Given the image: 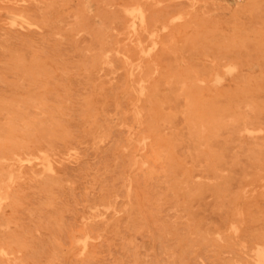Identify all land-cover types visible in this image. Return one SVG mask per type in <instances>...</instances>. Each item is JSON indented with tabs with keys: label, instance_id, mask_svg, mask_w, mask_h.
Wrapping results in <instances>:
<instances>
[{
	"label": "rangeland",
	"instance_id": "1",
	"mask_svg": "<svg viewBox=\"0 0 264 264\" xmlns=\"http://www.w3.org/2000/svg\"><path fill=\"white\" fill-rule=\"evenodd\" d=\"M38 4H39L40 8H39ZM17 6H18V9L20 7H21V9L18 10L16 8ZM32 6H35L36 9L34 10V8ZM0 7H1L0 8V43L4 41L3 42L4 44L1 43V45H0V77H1L0 78V92L2 91L1 93L3 96V98H2L0 95V101H2V99L6 100V98H7L8 100L1 103V104H3V103H7L8 101H10L9 99H11V103L8 102L9 103L8 107L6 106L7 104H4V105L0 104L2 106V108L4 107L2 109L0 106V108L3 110V111L0 110L1 111L0 112V125L2 126L3 124H5V125H3L2 128L0 127V131H2L4 128L8 129L9 125L15 124L14 126L16 128L18 127V130H16V131H18V133L21 134V133H23V130H24V132H26V131L28 132V127L30 128L32 125L33 127H31V128L36 130V131H34V130L32 131V130H30L31 128L29 129V131H30L29 134L34 132L33 133L34 136L31 135V137L32 136L33 137L32 138L30 137L31 139H33V143L37 144V142H40L39 140L42 139L41 140L42 144L39 143L40 145L39 144L35 145V148H37L36 146H38V145L40 146V148H43V149H45L46 147L48 148V147H52L55 145L54 147L58 151V153H56L55 156L53 157V161L55 162V164L52 161V163L54 164V165L52 164L53 167L51 166L52 171L50 169H46V170L42 171V169H43L42 165L38 164L35 169L41 173H37L34 177H30V178L24 177L18 184V187L20 186L19 190H21L22 188L25 187V188L29 189V192L27 189L25 190V188L22 189V191L18 190L17 195L15 197L16 199H14L16 201V203H18L17 204L18 206L14 202L13 205L9 204V205H11V207L10 206L6 207V215L7 216L5 215L6 217L4 219L6 221L0 222V223H5V225L0 224V234L2 233L0 235L1 236L0 238L2 239L4 235L6 236L8 234L6 237L4 236V238H5L4 241L6 242V240H7L8 243L13 241L11 244L9 243L10 245H12L11 249H12V247H14L13 248L14 250H17L18 252H20V253H18L15 251L14 252L15 255H16V253H17V255H20V256L24 254L23 258L27 259L32 264H33L34 260H35V264H59V260H61L60 264H62V263L63 264H240V263L246 264V261L249 262L247 264H260V254L262 252H264V250H263L264 238H262V235H264V187H263L264 186V107H263L264 106V104H263L264 103V91H263L264 90L263 89V87H264V0H11V1L10 0H0ZM8 7L10 8V10H8L9 9ZM11 7L12 8L14 7L13 8L14 12H13ZM30 7H32L33 9H31ZM119 7H121V8H119ZM135 7L139 11H135L136 10V9L134 10ZM137 7H140V8L142 7L141 8L142 10L140 8H137ZM6 8H8V9H6ZM24 8H26V9H24ZM28 8H30V9H28ZM37 8H39L40 10ZM145 8H146V10H145ZM143 9L146 11V13L150 12V14L145 15V13H144L145 11ZM15 10H16V12H15ZM37 10H38V12H36ZM97 10H99V12ZM26 11L29 12L30 14L27 13ZM132 11L134 14L132 13ZM32 13H34V15H36V16H34ZM35 13H39V14H35ZM135 13L137 15H135ZM28 14H29L30 18H27ZM20 15H21V17H20ZM132 16H134V18ZM145 16H148L149 21L148 20L147 21L149 22L150 25L146 24L147 21L145 19L146 18ZM149 16H151V19L149 18ZM116 17H118V18L120 17V19H117ZM31 18H33L32 21H31ZM139 19H141V21H139ZM143 19H145L144 21H146V23H144V25H143ZM152 19L156 20V21L150 23V21H152ZM34 20H37L38 23H36ZM120 20L123 23L119 22ZM133 22H134V26H133ZM26 24L28 25L27 27H26ZM120 24L124 25V27L121 26ZM140 24H141V26L142 25L143 26L139 27ZM105 25H107L106 26L107 28L105 27ZM137 25H138V27H136ZM145 25L148 26L147 27L148 31L145 30V27H146ZM143 27H144V29H143ZM99 28H101V30L103 29L105 31H101V30H99ZM125 29H127L128 31ZM135 29H138V31L136 32ZM245 29H246V31H245ZM140 30H142V31L139 32ZM100 31L102 33L106 32V34H104V33L100 34ZM124 31H126V32H124ZM143 31H144V33H143ZM9 32H10V34H9ZM12 32H13L14 37L12 36ZM7 33H8V35H7ZM119 34H120V36H119ZM101 35H105V37H103ZM106 35L107 36L114 35L115 37L117 35L118 37L115 38L114 36H112L114 38L111 39L110 38L111 36L107 37ZM139 35H140V37H139ZM11 36L13 38H11ZM259 36H260V38H258ZM2 37H4V39ZM5 37L9 38V40ZM100 37H101V39H100ZM1 38H2V40H1ZM119 38L122 41H120ZM5 39H7V40H5ZM103 39H104V42H103L104 44L101 45L100 43L103 41ZM113 39H115L117 42L114 43L115 40L113 41ZM130 39L133 42L130 41ZM136 39H139V40H136ZM100 40H102V41L100 42ZM118 40H119V42H118ZM123 40H126L127 43H129V44L126 45V43H124L125 41H123ZM153 40H154L155 44L157 43L156 45L152 42ZM109 42H110L111 47H114V48L118 44L117 47L119 46V48L123 49L124 50L123 53H126V51L128 52L129 49H130V51H129L130 53L133 51L131 53V55H133L134 53L136 54L138 52V54L140 56L138 54H136L138 56L137 57L134 54L137 58H134L135 57L134 55H133L134 57L131 56L132 59L134 58L133 59L134 62L131 59V61H132L131 66L133 68H137V66H139V65L140 66L146 65L151 70L153 68L154 69L157 68V69H155L157 71H154V69L152 71H149L150 72L149 73V80H148L147 84L151 83L150 85L155 86L156 90H157V87H159V83L162 84V85L160 84L161 88L163 86L166 87L169 85L168 86L169 88L167 87V93L164 92L165 88L164 89L162 88L163 89L162 90L159 87V90H157V92H159L160 90H161V92L162 91L164 92V94H165L164 96H163V93L161 94V96H163L164 98L160 96L161 92L158 94L155 91L156 93L153 97L154 99H151L152 103L148 99H143L139 102V105L142 107V109H144L143 110V112H144V115H143L144 123H143V125H142L143 127H141V129L146 130L147 132H149V131L152 132L154 139L158 138V139H156V142L158 144L157 143L154 144V147L158 152L159 151L162 152L161 149L163 148V153H165L164 152L165 149H166V152L168 153V154L167 153L164 154V155H166V157L168 155V157H167L168 160H167L166 157L162 155L163 153L159 152V154H161V157L163 156V158H162L163 160L161 159V157L158 156L159 158H157V159L160 161H158L157 159H156L157 162L155 159L150 161L151 170H149L145 166H139V165L135 164V162L133 161L135 157H140V156H138L139 152L134 150L135 144H134V141L131 140L130 129H129L130 127L136 126L135 121H134V115L129 109L132 102H138V99H136L137 95L135 93H132L131 95L130 94H125V95L123 94L120 96H116V95H114L113 92L110 93L111 90L109 89L110 92H106L107 90L105 91V93H108L109 96L99 95L98 97L100 99H98V97H97V100H99V101L96 102L95 106L100 107L98 109L99 112L97 110H95V108H93L94 109V111H93V109L91 110V109H87L88 107H83V106H86V105H84V102H86V99L84 100V97L87 98V96L91 95L94 92V89L96 86H99V85H102V83L103 84L105 83L106 85H104V86L107 87L111 83L119 84L120 82L125 83V81H126L125 77H127V75H126L127 73H126L125 68H123V67H125L123 64L124 60L122 58L123 53L122 52L119 53V50L117 51V48L114 49V48L109 47ZM120 42L124 43V44H122V46L124 45L125 47H120V45H121ZM7 43H8V45H7ZM9 43L12 46L9 45ZM141 43L145 46L141 45ZM5 44L7 47H11V49L7 48V47L5 48V46H4ZM96 44H98V45L96 46ZM153 44H154V46L152 47ZM99 45L101 46V48H99L100 47ZM107 45L111 49V51L109 48H107ZM103 46H106V48L105 47L103 48ZM127 46H128V49L125 50V48H127ZM135 46L137 49H138V46H140V47L137 50L136 48H133ZM145 48L147 50L146 55L144 54L146 51V50H144ZM99 49H101V50H99ZM15 50H16V54H13V53H15ZM97 50H99V51H97ZM102 50H104V51L102 52ZM9 51L13 52V53L11 54ZM91 52H93L94 54L92 53L93 54L92 55ZM108 52H109L110 56H108L109 55ZM148 52H150V53H148ZM9 53H10V55H9ZM17 53H20V54H17ZM95 53L97 54V56ZM101 53L103 54V56ZM36 54L37 55L39 54L40 57L37 56ZM42 54H44L45 56ZM98 54L99 55L101 54L100 60H98V58H100ZM111 54L112 55L114 54L115 56L113 55L114 56L113 57V56H111ZM153 54H156L157 57L154 56ZM18 55L20 56V59H19ZM21 55L22 56L24 55V57L27 60L24 58L25 61L22 62L23 58ZM41 55H42V58H41ZM88 55L89 56L92 55V57L93 56L94 57L93 58L90 57L91 58L90 59ZM120 55H121V57L119 58ZM143 55H145V56H143ZM11 56H13V58ZM76 56H77V58H76ZM107 56H108V58H107ZM43 57H45L46 60ZM53 57H54V59H53ZM55 57L58 60L55 59ZM112 57H113V61H111ZM116 57L118 59H115ZM141 57L144 59V62H141V61H143V59ZM144 57L147 59L145 60ZM5 58H7V60ZM10 58H12V60ZM14 58H15V61H18V60H21V61L16 62L17 65H14L15 64V62H13ZM37 58H38V60H37ZM48 58L49 59L51 58V61ZM78 58H80V61ZM83 58H84V60H83ZM88 58L90 60H88ZM121 58H122V60H121ZM34 59H36V60H34ZM65 59L68 62H66ZM8 60H11L12 62L8 63ZM55 60H57L58 66H56L57 62H55ZM63 60H64V63L66 62V64H63ZM82 60L85 62L81 63ZM136 60L138 61L137 63H136ZM5 61L9 64V66L7 63L6 64L4 63ZM38 61H40V62H38ZM70 61H72L74 64H77L78 66L74 65ZM92 61H93V65H94L93 67L96 68L97 70L93 69L92 63H91ZM98 61L101 63V65H100V63H98ZM121 61H123V62H121ZM21 62H22L23 66L20 65ZM33 62H35V63H33ZM76 62H78L79 64ZM31 63L34 64L33 65L34 67L31 65ZM67 63H69V64L72 63V64H70L68 66ZM88 63H91V64H88ZM115 63H116V65H115ZM120 63H122V64H120ZM10 64H12L13 66L10 67ZM25 64H28V66H26ZM83 64H85V65L87 64L86 66L88 67V65H89V67L85 68L84 67L85 65L82 66ZM118 64H119V67L120 66L122 67V69H121V67L120 68L118 67ZM48 65L49 66L51 65L50 66L51 68L47 67ZM72 65H73V67L71 68L70 66H72ZM15 66H19V67H15ZM40 66L41 67L44 66L43 68L47 67L44 70V72L48 73V74L47 73L45 74V76L47 75L46 79L44 78V72H42L43 68H40ZM105 66H106V68H105ZM115 66H117L118 68ZM7 67H10V68L8 69ZM24 67H25V70L27 71V73L24 72L25 71ZM30 67H31V69L29 70L28 68H30ZM65 67H66V69H65ZM69 67L71 69V72H70ZM189 67L192 71L186 70L187 73H185L186 71H184V70L187 68L189 69ZM52 68H53V71L51 70ZM61 68H63L64 70H62ZM166 68H167V72L172 70L171 73L170 72L165 73ZM193 68L196 70H194ZM13 69H16V71ZM18 69L20 70V72L18 71ZM84 69H86V70H84ZM182 69H184V70H182ZM31 70H33V71L39 70L36 73H39V72L40 73L36 74V76H35L33 73H31ZM49 70H50V72H49ZM112 70H114V71H112ZM65 71H67V72L65 73ZM76 71H77V73H76ZM107 71L110 74L108 73V75H107L106 74ZM160 71L164 73V74H162L161 78L159 77L160 75L157 73ZM179 71H181V72H179ZM193 71H194V73H192ZM198 71L201 73L203 72V75L200 73L201 77H200V75L199 76L197 75L199 73ZM207 71H208V73H207ZM15 72H17V73H15ZM116 72L118 74H116ZM161 72H160V74H161ZM173 72L175 73V75L173 74ZM188 72H191L194 77L196 75V77L194 78L195 80L193 82H191L193 79H191L189 81V79L193 76L190 77ZM29 73H30V75H29ZM100 73L101 74L104 73L103 74L104 76L100 77L99 76ZM122 73H124V74H122ZM176 73H178V74H176ZM183 73H184V77L187 78V76H189L188 77L189 79L185 78L184 81H187L185 83H183L184 82L183 81V79H184ZM204 73L206 75L208 74L209 77H206V75ZM220 73H222V74H220ZM166 74H168V75H166ZM169 74L172 76L174 75L175 76L174 79ZM185 74L187 76H185ZM24 75H26L29 79ZM92 75H94L93 77H97V76H99V77H97L98 79L97 78L95 79L92 77ZM163 75L164 76L166 75V77L163 78L164 77ZM118 76H120V78L121 77H123V78L120 79ZM197 76L199 77V79ZM91 77H92V80L90 79ZM170 77L172 78V81H171ZM180 77L182 79L181 81L179 79ZM30 78L31 79L34 78V79H32V81H31ZM53 78H54V81H53ZM81 78H83V79L81 80ZM201 78H203V80H200ZM204 78H207V79L205 80ZM2 79L5 82L1 83ZM35 79H36V82H34ZM42 79H43L42 82L45 83L46 85H44L41 82ZM47 79L51 80V81L49 82V81H47ZM68 79H70V80H68ZM79 79H80V81H82L81 83L84 85H85L86 81L87 82L89 81V82L86 83V85L84 86L80 83ZM88 79H90L91 81ZM100 79L102 81H100ZM11 80L14 82H11ZM55 80H57V82ZM83 80H84V82H83ZM118 80H119V82H118ZM169 80L171 83L169 82ZM71 81H72V83H71ZM93 81H94V83H92ZM149 81H152V82L149 83ZM54 82H56V83H54ZM156 82L158 83V86L156 85L157 84ZM179 82L183 83L181 86L183 89H181V88L178 89V87H176V86L180 87L181 83H179ZM238 82H240V83H238ZM251 82H252V85H251ZM254 82H256L257 84ZM38 83H40L41 85L43 84V85L42 86L40 84L38 85ZM61 83H63V84H61ZM90 83H92V84H90ZM195 83L196 84L200 83L197 85L201 89L200 91L197 90L198 89L197 86L195 87V85H196ZM249 83H250V85H248ZM259 83H260V86H259ZM76 84L79 85L80 87L77 86ZM97 84H99V85H97ZM164 84H166V85H164ZM242 84H243V88H245V89L241 88ZM261 84L263 87H261ZM1 85H3V86L1 87ZM15 85L19 86V88ZM73 85L74 86L76 85V86L73 87ZM190 85H191V87H190ZM192 85L194 88L192 87ZM257 85L259 86V88L257 87ZM24 86H25V88H24ZM61 86H62V88H61ZM188 86H189V89L192 88V89H190L192 91L187 89ZM224 86L226 88V90H225L226 92L224 91V89H225V88H223ZM250 86H252V87H250ZM6 87L8 89L9 88L10 89L4 90L3 88H6ZM201 87H203V88H201ZM1 88H2V90H1ZM11 88L15 89L14 91L16 92V94ZM76 88L77 89L79 88L78 89L79 94L77 93ZM240 88H241V90H243V91H240V93L242 92L241 94L239 93ZM256 88H258L260 91L262 90L263 93H261L262 91L261 92L257 91L258 89H256ZM16 89H18V92L16 91ZM25 89H27L29 91H27V90L25 91ZM35 89H37V90H35ZM81 89L83 90V93H82ZM84 89H86V90H84ZM168 89H170V90H168ZM6 90H7V92H5ZM176 90H178V91H176ZM185 90H187V91L184 93L183 91H185ZM212 90L214 92H211ZM232 90L234 93L231 92ZM237 90H238L239 94L237 93ZM244 90L247 92V94ZM255 90H256V93H255ZM11 91H13V93H11ZM197 91L199 93H201V96L199 95V93ZM217 91L219 93H222V95L224 94L223 96L228 95L227 98L226 97L221 98V94L218 95L219 93H216ZM227 91H229V92H227ZM72 92H74V93H72ZM210 92L212 94V97H214L213 93H215L214 98L211 97ZM18 93H19V95H17ZM42 93H44V94H42ZM56 93L58 96L56 95ZM186 93H188V94H186ZM228 93L230 94V98H228L229 97ZM236 93L239 95V97H237ZM258 93H259V95H258ZM32 94H34V96H32ZM36 94H37V96H36ZM39 94H40V97H39ZM49 94H51L53 96H50ZM74 94H75V96H74ZM82 94H83V96L86 94V96L83 97ZM234 94L236 95V97ZM112 95L115 98L112 97ZM189 95H191L193 98L190 96L191 98L189 99ZM194 95H195V97H194ZM208 95H210V96L208 97ZM18 96L24 100L21 101L19 98L20 102L17 101ZM27 96H29L28 98H30V96H32V98L34 97L33 98L34 102L37 101L36 97H38L39 98L38 101L41 102L40 104L38 102V104L40 106H38L37 102L35 104L33 102V99H31V98L28 99ZM73 96L76 100L73 98ZM76 96H77V98H76ZM216 96L218 98H221V100L223 99L222 103L225 102L227 104V103H230L232 101V104L230 103L231 105L230 104L225 105V103L222 104L221 100L219 99V101H218V102H220L219 105H221V104H222L221 106L224 105L222 108H225L227 106V109H225L226 111L222 112L221 106H219L218 107L219 109H217V106H218L217 103L218 102L216 103V101L218 99L215 100ZM242 96L245 97V99H243L244 101H242V98H244ZM253 96H254V98H253ZM255 96H256L257 100L259 98L258 101L255 99ZM262 96H263V100L261 99ZM50 97H53V98H50ZM105 97H107L108 99H106ZM210 97L212 98V101L209 100L210 101L209 102L208 99ZM234 97L237 100H234L235 99ZM186 98L188 100V103L190 102L189 104H187ZM194 98H195V100H193ZM232 98H234V99L230 100ZM238 98L239 99L241 98V100H239ZM12 99H13V101H12ZM70 99L72 101L75 100L76 103H74L75 101L70 102L71 101ZM80 99H81V101H80ZM110 99H111V101H109ZM201 99L202 100L204 99V100L201 101ZM227 99L230 102H226V101H228ZM250 99L252 101L254 100L255 103L251 102ZM28 100H29V103H28ZM116 100L119 101V103H117ZM162 100L163 101L165 100V102L164 103L160 102ZM77 101H78L79 105H81V103H83L82 104L83 106L76 105ZM124 101H126V102H124ZM157 101H159V102H157ZM195 101H198L199 102L198 105L199 104L202 105L201 107H203V108L207 106L206 104H209V103L211 105L214 104L213 105L214 110L212 113L214 115L215 114H217V115L215 116V118H214V115H212L213 118L215 119V123L213 125V128H211L212 130L209 129L208 126L204 127L201 120L196 121L199 119L194 118L193 117L194 113L189 112V111H193V109L195 107V104H194ZM207 101H208V103H207ZM235 101L236 102L238 101L237 104L240 103L237 105L238 107L234 106V105H236ZM248 101H249V103H248ZM42 102H44L45 104ZM106 102H108V103L106 104ZM15 103H16V105H15ZM71 103L74 104V107L76 106L75 109L72 108L73 105L71 106ZM154 103L156 105L159 103L157 105L158 107ZM251 103H252V105H250ZM17 104H19V105H17ZM32 104H33V107H32ZM150 104H152V105H150ZM190 104H192V105H190ZM203 104L206 106H204ZM14 105H15V108L13 107ZM41 105H43V106L41 107ZM102 105L105 106L106 108L103 107ZM119 105H120V107H119ZM147 105H149V107L150 106L151 107L153 106V107L148 109ZM188 105H190V106H188ZM258 105H259V108H261V109L258 108ZM22 106H24V107H22ZM109 106H110V108H109ZM10 107H11V109L9 110V112L11 111L10 112L11 115L9 114L8 111H5V110H8V108H10ZM39 107H41L42 109H39ZM70 107H71V109H70ZM256 107H257V109L254 110ZM16 108H18L20 111ZM20 108H23V109H20ZM43 108H46V109L43 110ZM47 108H49V109H47ZM103 108H104V111H106V110L107 111L104 112ZM228 108L229 109L233 108V109L228 110ZM13 109L15 110V112H16V110H18L19 112H16L13 114V112H14ZM26 109H27V111H26ZM156 109H158L157 112H156ZM189 109H191V110H189ZM28 110L30 111V114H28V116H26V114L29 113ZM58 110L61 112H59ZM71 110L72 111L74 110L75 113L77 112L76 114H78V115H75L74 111L72 113ZM218 110L220 112H222L223 115L225 113L229 114L228 111H231L232 117H234V118L231 119V114L230 115L225 114V116L223 117L222 114L218 113L219 112ZM253 110L257 111V112L255 113ZM24 111H26L27 113L25 112L26 113L25 114ZM42 111H43V113H42ZM80 111H82L81 114H80ZM86 111H88L89 113H86ZM214 111H216V113H214ZM233 111H235V113ZM239 111L242 112V114ZM20 112H23L25 117L23 115H20L19 114ZM39 112H40V114H39ZM102 112H103V114H102ZM110 112L112 113L111 114L112 116H109ZM146 112H147V114H146ZM160 112L163 114L161 115ZM47 113H49L50 115H47ZM90 113H93V114L90 115ZM99 113H101L102 116ZM236 113H237V116H236ZM8 114L10 116L13 115L14 118H13V116L10 118L8 116ZM85 114L87 116H85ZM88 114H89V116H92V115H94V116H92V118H89ZM97 114L101 117H99ZM114 114H116V115H114ZM122 114H123V116L121 117ZM157 114L159 116H157ZM191 114H192V116H191ZM210 114H209V116H210ZM33 115H34V117L38 115L36 118H41V119L40 120L36 119V118L32 117ZM45 115H47L46 117L51 116L53 118H51V117L46 118ZM56 115H58V116H56ZM69 115H72V116H69ZM73 115H75V116H73ZM81 115H82V117H81ZM119 115H120V118H119ZM218 115L220 118L218 117ZM19 116H22L24 119L22 117H20V119H19ZM96 116H98V118ZM212 116H211V118H212ZM16 117L18 118L17 119L18 121L16 120ZM30 117H31L30 120H32V118H33V120H32L33 122L30 120L26 121ZM151 117H152V119H151ZM221 117H223V118H221ZM239 117L242 119L240 120ZM21 118H22V120H21ZM75 118H77L78 120ZM84 118H85V122H84ZM213 118H212V120H213ZM235 118H237L240 121L236 120ZM246 118H248V119H246ZM34 119H35V121H34ZM43 119H45V120L43 121ZM50 119H52V121ZM62 119H63V122H62ZM111 119L114 121L111 122ZM193 119L195 122L193 121ZM219 119L220 120L222 119V121H223L222 125H221L222 121H221V123L218 122ZM11 120H13L14 123ZM41 120H42V122H39ZM48 120H49V122H48ZM117 120L118 121L121 120V121L118 122ZM123 120L125 122H123ZM246 120H248V121L246 122ZM53 121L56 123H54ZM235 121H237V122H235ZM28 122H31V125ZM45 122H46V126H48V124L51 123L50 126H48V127H50V130H48V131L51 132L53 130L52 133L56 134V137H51V136H48L45 134H44L45 136H43L42 131H41L42 134L40 133V130H42L41 127H43V125H45ZM47 122H48V124H47ZM66 122L68 123L69 126L71 125L70 127H73L75 125L76 128H75V126L73 128H70ZM82 122H84L85 125ZM86 122H89V123H86ZM243 122H244V124H243ZM9 123H11V124H9ZM17 123H19L18 125H20V123H23L22 125H20L22 127V129H23V125L26 124L25 125L26 127L25 126L24 127L27 129H23L21 131V129H19L20 126H17ZM70 123H72V124H70ZM217 123H219L221 126ZM247 123L250 125H248ZM6 124H8V125H6ZM37 124H39L38 126H40V124H41L39 130H38L39 127L37 126ZM90 124H93V125L90 126ZM151 124H152V126H151ZM51 125H53V127ZM99 125H100L101 129H103L102 134L99 136H95L93 134V132L95 131L94 128L96 126H99ZM129 125H131V126H129ZM153 125H154V127H153ZM245 125L248 128L245 127ZM46 126H44V127L47 129L48 127H46ZM65 126H67L68 130L66 129ZM80 126L81 127L83 126L84 130H82V128ZM56 127H57V129H56ZM91 127L94 130H92ZM242 127H244L245 129H249V131L248 130L244 131L245 129H242ZM45 128H43V129H45ZM52 128H54V129H52ZM89 128H90V130H86ZM158 128L160 130H158ZM197 128L199 129V131ZM252 128L254 130H252ZM55 129L57 132L55 131ZM62 129L63 130L65 129V132ZM128 129H129V131H128ZM59 130H61V131H59ZM66 130H67L68 135H66L67 134ZM78 130H80V131H78ZM124 130H126V132ZM215 130L217 133L215 132ZM62 131L64 132V134L62 133ZM84 131H85V135H83ZM78 132H80L81 134ZM207 132H209V134H211L212 136L211 135L207 136ZM87 133H89V134H87ZM3 134H5V133H3ZM36 134H37V136L39 134V136L41 138L40 139H38L39 137L36 138V136H35ZM58 134H60L61 140L59 139L60 136ZM71 134H74V136ZM76 134H77V136H75ZM0 135L2 136V138L4 137L2 139L0 136V143H1V142L5 141L6 134L5 135L0 134ZM57 135H58V137H57ZM64 135L67 136V138L69 136V138L67 139ZM119 135H120V137H119ZM21 136L23 137V135H21ZM62 136H64V137L62 138ZM159 136H160V138H159ZM164 136L169 137V139H171L170 140L171 142L169 141V139L167 137L166 138L168 140L163 139ZM199 136L201 139L199 138ZM44 137H45V139H44ZM47 137H49V139ZM81 137H83V138H81ZM97 137H99L98 138L99 140L96 139ZM209 137H211V139H209ZM52 138H53V140H56L58 142L53 141ZM64 138H66V140ZM92 138H93V141L91 140ZM118 138H119V140H118ZM197 138L200 140H198ZM43 139L45 142L47 141L48 143L47 142L45 143L43 141ZM72 139H74V141ZM79 140H81V141L79 142ZM101 140H103V141L101 143H98ZM158 140H161V141H159L161 143H159ZM162 140H164V141L162 142ZM202 140H205V141L203 142ZM68 141H69V143L72 142V143H70V146H69V143H67ZM76 141H78V142H76ZM95 141H96V143H95ZM109 141L110 142L112 141L111 144H109ZM61 142L64 144V146H63V144H61ZM118 142H119V144H117ZM131 142H133V144H129ZM166 143L169 144V146ZM170 143H173V144H170ZM71 144L73 145V147ZM46 145H48V146H46ZM58 145L60 147H65V149L58 148ZM118 145L120 147H118ZM166 145L168 148L167 147L165 148ZM43 146H45V148ZM75 146H77V147H75ZM93 146H95V147H93ZM128 146H129V150L132 147V150H131L132 152L125 151V150H128L127 149ZM81 147H82V150L80 149ZM125 147H127V148H125ZM87 148H88V150H87ZM78 151H79V153H78ZM80 152H81V154H82V152H84V153L82 155H79ZM170 152H171V154H170ZM59 153H60V155H58ZM65 155H67V157ZM73 155L75 156V159H74ZM78 155L81 158H79ZM56 156H58L59 158L57 157L58 158L57 159ZM116 156H119V158H117ZM131 156L133 158H131V161H129ZM141 156H142V154H141ZM64 157H66L67 159H64ZM72 158H73V160H72ZM143 158H144V156H143ZM55 159H57L58 161ZM59 159H61V161H59ZM82 160H84V161H82ZM114 160L117 162V163L115 162L116 164H114ZM67 161H69V162H67ZM107 162H108V164H107ZM132 162H133V164H132ZM104 163H106V165ZM103 164L105 167L100 168L101 166H103ZM115 165H116V167H115ZM133 165L134 166L136 165V166L133 167ZM60 166H61V168L63 166V169L65 172L60 168ZM108 167H110V168H108ZM113 167H115V168H113ZM130 167H132V168L130 169ZM54 168H58V169H55L56 170L55 171ZM104 168L106 171L104 170ZM111 168H112L113 172H115V173L112 172ZM126 168H127V170H126ZM144 168H146V170ZM152 168L155 169V171ZM100 169L101 170L103 169L104 171L103 170L101 171ZM141 169H143V170H141ZM57 170H59L58 174L60 173L59 175H61V176H59V175L56 176ZM120 171H122V172H120ZM135 171H137V173L134 174ZM141 171H142V173H141ZM45 172H47L48 175L52 174L51 176H49L50 178L47 175V179H46V180H48L47 184H46V180H45V176H46ZM68 172H70L69 174L71 177H69ZM97 172L98 173L100 172V174H98ZM116 173H117L116 177L115 176L113 177V174L115 175ZM118 173H120L121 175L120 174L118 175ZM140 173H141V175H140ZM144 173H147V174H144ZM62 174H64V175H62ZM122 174H124V175H122ZM149 174H150V176H149ZM151 174H152V177H151ZM153 174L155 175V177ZM65 175L67 176V178ZM125 175L127 177H125ZM132 175H133V177H132ZM63 176H65V177H63ZM93 176L96 177L98 183L96 182L95 177H93ZM102 176H103L104 180H103ZM117 176H119V179L117 178ZM120 176H122V178ZM68 177L73 180V182L71 180V184L69 182L70 179ZM105 177H106V179H105ZM100 178H102L101 180H103L102 181L103 183L101 182V180H100V182L98 181ZM31 179L34 180V182H32ZM49 179L50 180L52 179L54 182H50ZM60 179H62V180L64 179V180L62 181ZM93 179L95 180V182L93 181ZM148 179H150V180H148ZM43 180H45V185H47V187L43 184L44 183ZM105 180H107V182ZM122 180H124V182ZM29 181H31L32 183ZM111 181H113V182H111ZM134 181H136V182H134ZM130 182H131V185H130ZM89 183H91V184H89ZM117 183L119 185H117ZM39 184H42V185H39ZM53 184H54V186H53L54 189L52 188ZM50 185H51V187H50ZM114 185H117V186L115 187ZM35 186H37L38 188ZM69 186H73L72 188L73 189L75 188V190L73 191V189ZM108 186H110L109 187L110 189H108ZM111 186L115 189H112ZM42 187H43V190H42ZM104 187H107V188H104ZM126 188H127V190H126ZM129 188H134V189H133V191H131V189H129ZM47 189H49L50 192H49V190L47 191ZM71 189L74 193L73 192L70 193ZM111 189L113 191H111ZM23 190H24V192H23ZM147 190H149V191H147ZM45 191H47V192H45ZM53 191H55V193ZM135 191H137V192L133 193ZM20 192L23 193L24 195H22ZM41 192H42V195H41ZM48 192H49V194H48ZM59 192L61 193V195ZM123 192H124V194H123ZM147 192H148V194H147ZM56 193H59V197H58V194H56ZM26 194H27V196H26ZM50 194L52 196H49V198H48L47 196ZM73 194H75L76 197H75V195L73 196ZM105 194L106 195L108 194V195L106 196ZM18 195H20V197ZM69 195L70 196L72 195L71 196L72 198ZM136 195H137V197H136ZM33 196H34V198H33ZM101 196L103 197L102 202L100 201L101 199H99V198H101ZM130 196L132 198H130ZM147 196L149 197L148 199H147ZM133 197L135 198V200ZM44 198L47 200H44ZM112 198H115V199H112ZM123 198L126 200V202ZM164 198L167 200H165ZM63 199L64 200L67 199V202L65 201L66 203H64ZM109 199L111 202L109 201ZM136 199H138V201L140 200L139 201L140 204L137 202ZM142 199H143V201H142ZM19 200H21L22 202ZM41 200H44V201L42 202ZM60 200H62V201H60ZM98 200L100 201L99 202L100 204H98ZM116 200H118V201L116 202ZM122 201H123V203H122ZM129 201L133 202L134 204H136V203L137 204L134 205L133 203H131ZM60 202L61 203L63 202L62 205L64 204L63 206L66 205V207H63V206L61 207ZM42 203L45 206L47 205L46 206L47 208H45V206L42 205ZM56 203H58L59 206H58V204L56 205ZM69 203H70V205H69ZM92 203H93V205H92ZM121 203L123 206H121ZM128 203H130L129 206L131 207V209L128 206ZM19 204H21V205H19ZM35 204H38V205H35ZM96 204H98V205H96ZM102 204H104V205H102ZM40 205L44 206V207H40ZM55 205H56V207H55ZM91 205L93 206V208L91 207ZM14 206L16 208L17 207L18 208L16 209ZM21 206H23V207H21ZM67 206H68V208H67ZM70 206H74V207H70ZM113 206H115V207H113ZM133 206L135 208L137 206L138 209L136 208V210H135V208H133ZM30 207L33 210V212L36 211L33 213V215H32V210H30ZM98 207H100V208L98 209ZM127 207H128V209H126ZM51 208L53 209L52 210L53 213H51L52 212ZM72 208H75V211H72ZM96 208H97V210H99V212H97ZM118 208L120 211L118 210ZM140 208H142V210H140ZM15 209H16V211H15ZM39 209L43 210V211L47 210V212H49V213L43 212V215H41L42 212L40 213ZM101 209H103L104 212ZM242 209L244 210L245 214L243 211L241 213L240 210H242ZM19 210H21V211H19ZM26 210H28V211L30 210L29 211L30 213ZM77 210L80 212V214ZM126 210L128 212L133 210L134 214H133V212L128 213ZM10 211H13V212L11 213ZM55 211H57V212H55ZM61 211H62V214L59 213ZM66 211H68V212H66ZM142 211H143V213H142ZM144 211H148V212L144 213ZM81 212H82V214H81ZM118 212H120V213H118ZM9 213L13 214V216L11 215L12 216L11 217L10 215H8ZM17 213L20 215L18 216ZM21 213H22V215H21ZM39 213H40V216H38ZM57 213H59L60 215ZM84 213H87L88 217ZM96 213L97 214L100 213L101 215L99 214L96 217ZM109 213H111V214H109ZM251 213L253 214V222H251L252 216H249V214L252 215ZM14 214L16 215L15 219H14V216H15ZM90 214H91V218H90ZM136 214H137V216H136ZM246 214L248 216H246ZM44 215H45V217H44ZM56 215H58L60 218ZM62 215H64L65 218H62L61 217ZM76 215H78V216H76ZM255 215H257L256 218H255ZM23 216H24V218H23ZM25 216H26V220H25ZM94 216H95V218H94ZM116 216L118 217V219ZM236 216L238 218H236ZM28 217L33 221V223L36 221L35 224H33V223H31L32 221L29 219L30 225L33 224L35 226L29 225L30 227H28V224H27V223H29ZM32 217H34V218H32ZM35 217H37V218H35ZM52 217H54V218H52ZM57 217L59 218V222L61 221L60 223L58 222ZM105 217H108V218H105ZM16 218H18V219H16ZM104 218L106 219V221H104L105 220ZM247 218H250V219H247ZM96 219H98V220H96ZM113 219L115 220V222ZM235 219H237V220H235ZM244 219H245V224L246 223L248 224V221L250 220V222L248 224L249 226L244 225ZM7 220L10 222L12 221V222L10 223ZM75 220H76V222H75ZM85 220L86 221H92V222L98 221V223L94 222L95 228L98 230L97 232L95 230L96 238H95L94 242L92 243L90 249L83 254L75 252V251L72 253H67L66 250L69 249L70 245H71L70 244V242H71L70 237H72V234L74 233V231L80 227L82 221H85ZM118 220H119V222H118ZM24 221L25 222L27 221L26 222L27 227H25L26 224ZM43 221L45 223H43ZM47 221L51 222V223H48ZM99 221H100V223H99ZM110 221H111V223H110ZM6 222H7V224H9V226L7 225V227H6ZM14 222L19 224V226L17 224H13ZM58 223L62 229L59 228L57 225L53 226V225L58 224ZM76 223H78V224H76ZM120 223H121V225H120ZM36 224H40V227H38V225H36ZM49 224H52V225H49ZM250 224H252L251 227H250ZM47 225H49V227H50L49 229H48V227L46 229L45 226H47ZM104 225L106 226V228L104 227ZM242 225H244V226L242 227ZM42 226H44V227H42ZM74 226H75V228H74ZM112 226L113 227L117 226L116 228L114 227V231H113ZM21 227L23 229L27 228L28 233H26L27 232L26 230L21 229ZM32 227H33V229H32ZM232 227L234 228V230L232 229ZM245 227H246V229H245ZM2 228H4L3 231H1ZM7 228H9V229H7ZM18 228H20L19 231H18ZM51 228H53L54 231ZM237 228H238V230L236 232ZM5 229H6V231L4 232ZM28 229L29 230L31 229V231H29ZM72 229H73V231H72ZM22 230L25 232H23ZM32 230H33V232H32ZM36 230H38L39 232ZM50 230H52L53 232H51ZM241 230H243V231L241 232ZM244 230H246V231H244ZM250 230L253 233H251ZM10 231L12 232V234ZM20 231L23 233H21ZM41 231L44 232L45 234L46 233L47 234L45 235L44 233H41ZM116 231H117V233H115ZM34 232H36V233H34ZM13 233L16 236H14ZM16 233L21 234V235L17 236ZM48 233H50L49 234L50 238L48 237ZM52 233H55V234L53 235ZM9 234H11V235H9ZM30 234H32L34 236H32ZM252 234H253V237L251 236ZM245 235H246V237H245ZM19 236L20 237L22 236L21 239H19ZM46 236H47V238H46ZM10 237H13V238H11V240H10ZM14 237H16L19 240H17ZM23 237L26 238L25 241L27 240V243H25V241L23 240L24 239ZM38 237H39V239H38ZM31 238H32V241L30 243ZM258 238H260V239L262 238V239L258 240ZM36 239H38V241H36ZM41 239H42V241H39ZM43 239H44V241H48V242L45 243L43 241ZM20 240H23L24 242H21L18 244V242ZM57 240H59L58 241L59 243L61 242L62 246L59 245ZM227 240H228V242H227ZM252 241H254L255 243ZM14 242H15V244L17 242L18 245L16 244L17 245L16 246L14 244ZM40 242L41 243L44 242V243H42L43 245H41ZM52 242H53V244H52ZM28 243H30V244L27 245ZM66 244L68 245V247ZM21 245L23 247H21ZM40 245L42 248L40 247ZM257 245L259 247L260 246H262V247L259 249V247ZM92 246L93 247L95 246L96 248H93ZM26 247H27V249H26ZM30 247L32 250H30ZM36 247L38 250H36ZM247 247H250L249 248L250 250ZM33 248L37 252L33 251ZM45 248H46V250H42ZM13 249H12V252L14 251ZM257 249H259V250H257ZM245 250H247L248 252ZM38 251H39V255H41L42 257H45L47 260L44 261L45 258H42L38 254L36 255L35 253H38ZM59 251H60V253H59ZM256 251H257V253H256ZM48 252H50V253H48ZM56 252H57V254H56ZM89 252L90 253L92 252V253L90 254ZM248 253H250V254L253 253V254L251 256ZM60 254H61V256L63 255L62 258L60 257ZM93 254H94V256H93ZM15 255L13 256V258L15 257ZM57 256H59L60 258H58ZM91 256H92V258H91ZM64 258L66 260H64ZM74 258L77 260H75ZM240 259H242V260L239 261ZM40 260H42V262ZM244 260H245V262H244ZM3 261H4L3 263L6 264V262H5L6 260L3 259ZM82 261H83V263H82ZM0 263L2 264V261H0Z\"/></svg>",
	"mask_w": 264,
	"mask_h": 264
},
{
	"label": "bare ground",
	"instance_id": "2",
	"mask_svg": "<svg viewBox=\"0 0 264 264\" xmlns=\"http://www.w3.org/2000/svg\"><path fill=\"white\" fill-rule=\"evenodd\" d=\"M10 1H11V0H10ZM32 2H33V1H32ZM41 2H42V1H41ZM45 2H46V1H45ZM78 2H79V1H78ZM54 3H55V2H54ZM57 4H58V3H57ZM59 4H60V3H59ZM126 4H127V3H126ZM138 4H139V3H138ZM122 5H123V4H122ZM130 5H131V4H130ZM133 5H134V4H133ZM135 5H136V4H135ZM253 5H254V4H253ZM38 6H39V4H38ZM32 7L34 8V10L36 9L35 6H32ZM32 7H30V8L33 9ZM36 7H37V6H36ZM54 7H55V6H54ZM0 8H1V7H0ZM8 8H9V7H8ZM8 8H6V9H8ZM11 8H12V7H11ZM13 8H14V7H13ZM13 8H12V10H13V12H14V9H13ZM16 8L18 9V6H17ZM30 8H28V9H30ZM39 8H40V6H39ZM39 8H37V9H39ZM42 8H43V7H42ZM119 8H121V7H119ZM124 8H125V7H124ZM137 8H140V7H137ZM141 8H142V7H141ZM141 8H140V9H141ZM19 9H21V7H20ZM19 9H18V10H19ZM24 9H26V8H24ZM24 9H23V10H24ZM122 9H123V8H122ZM125 9H126V8H125ZM135 9H136V7L134 8V10H135ZM8 10H10V8H9ZM39 10H40V9H39ZM41 10H42V9H41ZM141 10H142V9H141ZM143 10H144V9H143ZM145 10H146V8H145ZM145 10H144V11H145ZM24 11H25V10H24ZM97 11L99 12V10H97ZM135 11H139V10L136 9ZM15 12H16V10H15ZM17 12H18V11H17ZM26 12H27V11H26ZM26 12H25V13H26ZM32 12H33V11H32ZM36 12H38V10H37ZM127 12H128V11H127ZM141 12H142V11H141ZM141 12H140V13H141ZM148 12H149V11H148ZM27 13H29V12H27ZM27 13H26V14H27ZM132 13H133V11H132ZM144 13H145V15H146V14H147V15L150 14V12H149V13H146V11H145ZM154 13H155V12H154ZM223 13H224V12H223ZM29 14H30V13H29ZM29 14H28V17H27V18H30V17H29ZM32 14L34 15V13H32ZM35 14H39V13H35ZM85 14H86V13H85ZM133 14H134V13H133ZM131 15H132V14H131ZM135 15H137V14L135 13ZM34 16H36V15H34ZM84 16H85V15H84ZM160 16H161V15H160ZM20 17H21V15H20ZM32 17H33V16H32ZM103 17H104V16H103ZM132 17L134 18V16H132ZM135 17H136V16H135ZM140 17H141V16H140ZM140 17H139V18H140ZM145 17H146V18H145L146 21H147V20L149 21L148 16H145ZM34 18H35V17H34ZM116 18H117V19H120V17H119V18L116 17ZM116 18H115V19H116ZM133 18H132V19H133ZM149 18L151 19V16H149ZM160 18H161V17H160ZM171 18H172V17H171ZM84 19H85V18H84ZM141 19H142V18H141ZM141 19H139V21H141ZM145 19H143V25H144V23H146V21H144ZM154 19H155V18H154ZM194 19H195V18H194ZM32 20H33V18H31V21H32ZM160 20H161V19H160ZM201 20H202V19H201ZM34 21H35L36 23H38L37 20H34ZM48 21H49V20H48ZM50 21H51V20H50ZM108 21H109V20H108ZM123 21H124V20H123ZM148 21H147L146 24H149ZM154 21H156V20H153V19H152V21H150V23H152V22H154ZM158 21H159V20H158ZM161 21H162V20H161ZM20 22H21V21H20ZM119 22H122V21L120 20ZM130 22H131V21H130ZM162 22H163V21H162ZM172 22H173V21H172ZM221 22H222V21H221ZM225 22H226V21H225ZM52 23H53V22H52ZM85 23H86V22H85ZM122 23H123V22H122ZM18 24H19V23H18ZM22 24H23V23H22ZM24 24H25V23H24ZM48 24H49V23H48ZM128 24H129V23H128ZM153 24H154V23H153ZM100 25H101V24H100ZM100 25H99V26H100ZM120 25L124 27V25H122V24H120ZM143 25H142V26H143ZM149 25H150V24H149ZM165 25H166V24H165ZM23 26H24V25H23ZM27 26H28V25L26 24V27H27ZM77 26H78V25H77ZM99 26H98V27H99ZM101 26H102V25H101ZM106 26H107V25H105V27H106ZM131 26H132V25H131ZM133 26H134V22H133ZM142 26H141V24H140L139 27H142ZM145 26H146V27H145V30L148 31V28H147L148 26H147V25H145ZM154 26H155V25H154ZM24 27H25V26H24ZM50 27H51V26H50ZM54 27H55V26H54ZM89 27H90V26H89ZM136 27H138V25H137ZM150 27H151V26H150ZM152 27H153V26H152ZM165 27H166V26H165ZM14 28H15V27H14ZM31 28H32V27H31ZM106 28H107V27H106ZM129 28H130V27H129ZM132 28H133V27H132ZM134 28H135V27H134ZM146 28H147V29H146ZM127 29H128V28H127ZM127 29H125V30H127ZM143 29H144V27H143ZM143 29H142V30H143ZM149 29H150V28H149ZM20 30H21V29H20ZM97 30H98V29H97ZM99 30H101V28H99ZM135 30H136V32L138 31V29H135ZM142 30H140L139 32H141ZM145 30H144V31H145ZM152 30H153V29H152ZM61 31H62V30H61ZM101 31H105V30L102 29ZM101 31H100V34H103V33L106 34V32H103V33H102ZM127 31H128V30H127ZM144 31H143V33H144ZM233 31H234V30H233ZM245 31H246V29H245ZM94 32H95V31H94ZM114 32H115V31H114ZM124 32H126V31H124ZM14 33H15V32H14ZM80 33H81V32H80ZM122 33H123V32H122ZM122 33H121V34H122ZM225 33H226V32H225ZM9 34H10V32H9ZM145 34H146V33H145ZM7 35H8V33H7ZM146 35H147V34H146ZM146 35H145V36H146ZM235 35H236V34H235ZM255 35H256V34H255ZM9 36H10V35H9ZM12 36H13V32H12ZM12 36H11V38L14 37V36H13V37H12ZM20 36H21V35H20ZM101 36L105 37V35H101ZM106 36H107V35H106ZM110 36H111V35H110ZM110 36H107V37H110ZM112 36H114V35H112ZM112 36L110 37L111 39L115 37V36H114V37H112ZM119 36H120V34H119ZM142 36H143V35H142ZM7 37H8V36H7ZM7 37H5V38H7ZM93 37H94V36H93ZM103 37H102V38H103ZM117 37H118V36L116 35L115 38H117ZM139 37H140V35H139ZM2 38L4 39V37H2ZM2 38H1V40H2ZM151 38H152V37H151ZM258 38H260V36H259ZM7 39L9 40V38H7ZM7 39H5V40H7ZM100 39H101V37H100ZM119 39H120V38H119ZM141 39H142V38H141ZM12 40H13V39H12ZM93 40H94V39H93ZM114 40H115V39H113V41H114ZM133 40H134V39H133ZM136 40H139V39H136ZM148 40H149V39H148ZM10 41H11V40H10ZM101 41H102V40H100V42H101ZM105 41H106V40H105ZM120 41H122V40L120 39ZM123 41H125L124 43H126V45L129 44V43H127L126 40H123ZM128 41H129V40H128ZM130 41H132V40L130 39ZM141 41H142V40H141ZM146 41H147V40H146ZM3 42H4V41H3ZM3 42H1V43H3ZM6 42H7V41H6ZM6 42H5V43H6ZM103 42H104V39H103V41H102L100 44H101V45L104 44ZM115 42H117V41L115 40L114 43H115ZM118 42H119V40H118ZM132 42H133V41H132ZM132 42H131V43H132ZM149 42H150V41H149ZM152 42L155 44L154 40H153ZM152 42H151V43H152ZM1 43H0V45H1ZM10 43H11V42H10ZM10 43H9V45H11ZM112 43H113V42H112ZM120 43H121V42H120ZM124 43H121L120 47H125L124 45L122 46V44H124ZM131 43H130V44H131ZM3 44H4V43H3ZM116 44H117V43H116ZM154 44L152 45V47L154 46ZM156 44H157V43H156ZM156 44H155V45H156ZM238 44H239V43H238ZM7 45H8V43H7ZM97 45H98V44H96V46H97ZM105 45H106V44H105ZM117 45H118V44H117ZM117 45H116V46L114 45L115 48H117V51L119 50V53H120V52L123 53L124 50L121 49V48H119V46L117 47ZM139 45H140V44H139ZM141 45H143V44L141 43ZM4 46H5V48L7 47L6 44H5ZM11 46H12V45H11ZM99 46H100V45H99ZM143 46H145V45H143ZM2 47H3V46H2ZM15 47H16V46H15ZM104 47L106 48V46H103V48H104ZM109 47H111L110 42H109ZM109 47H108V45H107V48H109ZM131 47H132V46H131ZM131 47H130V48H131ZM139 47H140V46H138V49H139ZM3 48H4V47H3ZM7 48H10V49H11V47H7ZM76 48H77V47H76ZM99 48H101V46H100ZM111 48H114V47H111ZM115 48H114V49H115ZM133 48H136V46L133 47ZM143 48H144V47H143ZM109 49H110V48H109ZM120 49H121V50H120ZM126 49H128V46H127V48H125V50H126ZM136 49H137V48H136ZM138 49H137V50H138ZM8 50H9V49H8ZM23 50H24V49H23ZM99 50H101V49H99ZM99 50H97V51H99ZM122 50H123V51H122ZM134 50H135V49H134ZM144 50H146V48H145ZM151 50H152V49H151ZM12 51H13V50H12ZM24 51H25V50H24ZM103 51H104V50H102V52H103ZM110 51H111V49H110ZM129 51H130V49H129ZM129 51H128V52L126 51V53H123V56H122V58H123V60H124V63H123V64H124V66H125V67H123V68H125L126 73H127V74H126V73L124 72V73L127 75V77H125V76L123 75V76L126 78L125 83H123V82H122V83L120 82L121 84H120V83H119V84L111 83V84H109V86H107V87L104 86V85H106L105 83H104V84L102 83V85L97 84V85H99V86H96L95 89H94V92H93L91 95L87 96V98L84 97V96H86V94H85L84 96H83V94H82V96L84 97V100L86 99V102L83 101V102H84V105H86V106H83V105H82L83 103H81V105H79V104H78V101H77V104H76V105L83 106V107H88L87 109H91V110H92L93 108H95V110H97V111L99 112L98 109H99L100 107L95 106V105H96V102L99 101V100H97V97H98L99 95L109 96L108 93H105L106 90H107L106 92H110V91H109V89H110V90H111L110 93L113 92L114 95H116V96H120V95H123V94H124V95H125V94H130V95H131L132 93H135V94L137 95V98H136V99H138V102H132L131 105H130V108H129V109H130V111H131V112L133 113V115H134V121H135L136 126L133 125L134 127H130L129 129H130L131 140H133V141H134V144H135V149H134V150H136L137 152H139L140 155L138 154V156H140V157H135L133 161L135 162V164H137V165H139V166H145L146 168H148L149 170H151V164H150V161H152V160H154V159L156 160L157 158L161 157V154H159L160 151L158 152V151L155 149V147H154V144L157 143V142H156V139H158V138L154 139V136H153L152 132H150V131L147 132L146 130H142V129H141V127H143L142 125H143V123H144V119H143V115H144L143 110H144V109H142V107L139 105V102H140L141 100H143V99H148V100H150V102H151V101H152L151 99H154L153 97H154L155 93L157 92V90H159V87H160V84H161V83H159V87H157V90H156V87H155V86L150 85V84H151L150 82H152V81H149L150 84H147V82H148V80H149V73H150L149 71H152L154 68L151 70V69H149V67L146 66V65H145V66H140L139 64H140L141 62H144V59H143L142 57H141V58L143 59V61H141V62L138 64L139 66H137V68H133V67L131 66V63H132V61H133L134 58H137V57H138V56L136 55V54H138V52L135 50L137 53H136V54L134 53V54H135L137 57L133 54V55L135 56V57H134L133 55H131V53H132L133 51H132L131 53H130ZM139 51H140V50H139ZM9 52H10V51H9ZM89 52H90V51H89ZM100 52H101V51H100ZM114 52H115V51H114ZM146 52H147V50H146L145 53H144L145 55H146ZM150 52H151V51H150ZM150 52H148V53H150ZM7 53H8V52H7ZM7 53H6V54H7ZM10 53L12 54L13 52H10ZM10 53H9V55H10ZM92 53H93V52H91V54H92ZM97 53H98V52H97ZM116 53H117V52H116ZM122 53H121V54H122ZM13 54H16V50H15V53H13ZM17 54H20V53H17ZM53 54H54V53H53ZM57 54H58V53H57ZM63 54H64V53H63ZM80 54H81V53H80ZM93 54H94V53H93ZM93 54H92V55H93ZM95 54H96V53H95ZM101 54H102V53H101ZM101 54H100V55L98 54L99 57H100V58L97 57L98 60L101 59ZM108 54H109V52H108ZM114 54H115V53H114ZM114 54H113V55H114ZM36 55H37V54H36ZM42 55H44V54H42ZM42 55H41V58H42ZM58 55H59V54H58ZM76 55H77V54H76ZM78 55H79V54H78ZM85 55H86V54H85ZM85 55H84V56H85ZM89 55H90V54H89ZM89 55H88V56H89ZM92 55L89 56V58L92 57ZM113 55L111 54V56H113ZM116 55H117V54H116ZM118 55H119V54H118ZM138 55H139V54H138ZM145 55H143V56H145ZM153 55L156 56V54H153ZM4 56H5V55H4ZM18 56H19V55H18ZM21 56H22V55H21ZM37 56H39V54H38ZM44 56H45V55H44ZM55 56H56V55H55ZM63 56H64V55H63ZM81 56H82V55H81ZM96 56H97V54H96ZM102 56H103V54H102ZM108 56H110V54H109ZM108 56H107V58H108ZM114 56H115V55H114ZM114 56H113V57H114ZM131 56H133L134 58L132 59ZM139 56H140V55H139ZM147 56H148V55H147ZM11 57L13 58V56H11ZM15 57H16V56H15ZM39 57H40V56H39ZM39 57H38V58H39ZM51 57H52V56H51ZM56 57H57V56H56ZM56 57H55V59H57ZM93 57H94V56H93ZM93 57H92V58H93ZM113 57H112V60H111V61H113ZM120 57H121V55L119 56V58H120ZM156 57H157V56H156ZM12 58H10V59L12 60ZM22 58H23V61H22V62H24L25 59H26V58L24 57V55L22 56ZM24 58H25V59H24ZM38 58H37V60H38ZM41 58H40V59H41ZM43 58L46 60L45 57H43ZM60 58H61V57H60ZM62 58H63V57H62ZM76 58H77V56H76ZM80 58H81V57H80ZM80 58H78L79 61H80ZM89 58H88V60L91 59V58H90V59H89ZM122 58H121V60H122ZM144 58H145V57H144ZM5 59L7 60V58H5ZM19 59H20V56H19ZM48 59H49V58H48ZM53 59H54V57H53ZM53 59H52V60H53ZM81 59H82V58H81ZM86 59H87V58H86ZM115 59H118V58L116 57ZM115 59H114V60H115ZM131 59H132V61H131ZM139 59H140V58H139ZM146 59H147V58H145V60H146ZM3 60H4V59H3ZM11 60H8V63H9V62H12ZM16 60H17V59H16ZM26 60H27V59H26ZM34 60H36V59H34ZM49 60L51 61V58H50ZM57 60H58V59H57ZM57 60H55V62H57ZM73 60H74V59H73ZM75 60H76V59H75ZM83 60H84V58H83ZM83 60L81 61V63H82V62H83V63L85 62V61H83ZM140 60H141V59H140ZM18 61H21V60H18ZM18 61H15V58H14V60H13V62H15L14 65H17L16 62H18ZM65 61L68 62L66 59H65ZM93 61H94V60H93ZM93 61L91 62V63H92V67L94 66V65H93ZM22 62H21V64H20L21 66H23V65H22ZM28 62H29V61H28ZM30 62H31V61H30ZM38 62H40V61H38ZM46 62H47V61H46ZM66 62L64 63V60H63V64H66ZM70 62H72V61H70ZM88 62H89V61H88ZM96 62H97V61H96ZM96 62H95V63H96ZM114 62H115V61H114ZM119 62H120V61H119ZM121 62H123V61H121ZM133 62H134V61H133ZM137 62H138V61L136 60V63H137ZM2 63H3V62H2ZM4 63L6 64L7 62L5 61ZM8 63H7V64H8ZM19 63H20V62H19ZM19 63H18V64H19ZM25 63H26V62H25ZM33 63H35V62H33ZM59 63H60V62H59ZM72 63H73V62H72ZM72 63H70V64H72ZM76 63H78V62H76ZM91 63H88V64H91ZM98 63H100V62L98 61ZM221 63H222V62H221ZM44 64H45V63H44ZM56 64H57L56 66H58V62H57ZM61 64H62V63H61ZM67 64H68V66L70 65L69 63H67ZM73 64H74V63H73ZM78 64H79V63H78ZM107 64H108V63H107ZM120 64H122V63H120ZM134 64H135V63H134ZM25 65L28 66V64H25ZM31 65L33 66L34 64L31 63ZM74 65H77V64H74ZM84 65H85V64H83L82 66H84ZM86 65H87V64H86ZM86 65L84 66L85 68L87 67ZM100 65H101V63H100ZM115 65H116V63H115ZM152 65H153V64H152ZM6 66H7V65H6ZM8 66H9V64H8ZM12 66H13V65L10 64V67H12ZM26 66H25V67H26ZM29 66H30V65H29ZM44 66H45V65H44ZM44 66H42V67L40 66V68H43ZM50 66H51V65H50ZM50 66L48 65L47 67L51 68ZM61 66H62V65H61ZM66 66H67V65H66ZM77 66H78V65H77ZM79 66H80V65H79ZM90 66H91V65H90ZM122 66H123V65H122ZM134 66H135V65H134ZM10 67H7V68L9 69ZM15 67H19V66H15ZM25 67H24V70H25ZM33 67H34V66H33ZM33 67H32V68H33ZM47 67L43 68V71H42V72H44V70H45ZM70 67L72 68L73 65L70 66ZM70 67H69V69H70ZM88 67H89V65H88ZM88 67H87V68H88ZM101 67H102V66H101ZM115 67H117V66H115ZM118 67H119V64H118ZM118 67H117V68H118ZM120 67H121V66H120ZM120 67H119V68H120ZM238 67H239V66H238ZM37 68H38V67H37ZM49 68H48V69H49ZM63 68H64V67H63ZM63 68H61V69L64 70ZM98 68H99V67H98ZM103 68H104V67H103ZM105 68H106V66H105ZM110 68H111V67H110ZM11 69H12V68H11ZM16 69H17V68H16ZM16 69H13V70L16 71ZM20 69H21V68H20ZM28 69L30 70L31 67L28 68ZM33 69H34V68H33ZM65 69H66V67H65ZM77 69H78V68H77ZM90 69H91V68H90ZM93 69L97 70V69L94 68V67H93ZM114 69H115V68H114ZM121 69H122V67H121ZM155 69H157V68H155ZM155 69H154V71H157V70H155ZM162 69H163V68H162ZM162 69H161V70H162ZM168 69H169V68H168ZM193 69H194V68H193ZM209 69H210V68H209ZM6 70H7V69H6ZM22 70H23V69H22ZM29 70H28V71H29ZM40 70H41V69H40ZM51 70L53 71V68H52ZM84 70H86V69H84ZM88 70H89V69H88ZM91 70H92V69H91ZM109 70H110V69H109ZM158 70H159V69H158ZM165 70H166L165 73H169V72L171 73V71H172V70H170V71L168 70L169 72H167V68H166ZM182 70H184V69H182ZM186 70H187V71H190L191 69H190V67H189V69L187 68V69H185L184 71H186ZM194 70H196V69H194ZM212 70H213V69H212ZM2 71H3V70H2ZM18 71L20 72L19 69H18ZM37 71H39V70H37ZM37 71H36V70H35V71L31 70V73H33V74L36 76V74H39V73H40V72H39V73H36ZM82 71H83V70H82ZM92 71H93V70H92ZM112 71H114V70H112ZM118 71H119V70H118ZM162 71H163V70H162ZM187 71H186L185 73H187ZM191 71H192V70H191ZM241 71H242V70H241ZM258 71H259V70H258ZM13 72H14V71H13ZM22 72H23V71H22ZM24 72L27 73L26 70H25ZM29 72H30V71H29ZM34 72H35V73H34ZM49 72H50V70H49ZM54 72H55V71H54ZM66 72H67V71H65V73H66ZM70 72H71V69H70ZM122 72H123V71H122ZM160 72H161V71H160ZM160 72H157V73L160 75L159 77L161 78L162 74H164V73L161 72V74H160ZM175 72H176V71H175ZM179 72H181V71H179ZM198 72H199V71H198ZM15 73H17V72H15ZM46 73H47V72H44V78H45V79H46V76H47V75L45 76ZM76 73H77V71H76ZM76 73H75V74H76ZM97 73H98V72H97ZM97 73H96V74H97ZM104 73H105V72H104ZM104 73H103V74H104ZM108 73H109V72L107 71L106 74L108 75ZM124 73H122V74H124ZM188 73H189V75H190V77H191V76H193L192 73H194V71H193L192 73H191V72H188ZM190 73H191V74H190ZM195 73H196V72H195ZM200 73H201V72H199L198 74L196 73V74L199 76ZM207 73H208V71H207ZM259 73H260V72H259ZM18 74H19V73H18ZM21 74H22V73H21ZM47 74H48V73H47ZM61 74H62V73H61ZM70 74H71V73H70ZM79 74H80V73H79ZM88 74H89V73H88ZM93 74H94V73H93ZM100 74H101V73H100ZM100 74H99L100 77H101V76H104L103 74H101V75H100ZM109 74H110V73H109ZM116 74H118V73L116 72ZM173 74L175 75L174 72H173ZM176 74H178V73H176ZM201 74L203 75V72H202ZM204 74H205V73H204ZM209 74H210V73H209ZM220 74H222V73H220ZM16 75H17V74H16ZM19 75H20V74H19ZM29 75H30V73H29ZM41 75H42V74H41ZM66 75H67V74H66ZM82 75H83V74H82ZM89 75H90V74H89ZM89 75H88V76H89ZM120 75H121V74H120ZM166 75H168V74H166ZM166 75H165V76L163 75V76H164L163 78H165ZM169 75H170V74H169ZM174 75H173V76L170 75V76L173 77V79H174V77H175ZM205 75H206V74H205ZM207 75H208V74H207ZM207 75H206V77H209V75H208V76H207ZM211 75H212V74H211ZM243 75H244V74H243ZM245 75H246V74H245ZM24 76H26V75H24ZM24 76H23V77H24ZM38 76H39V75H38ZM74 76H75V75H74ZM77 76H78V75H77ZM84 76H85V75H84ZM93 76H94V75H92V77H93ZM99 76H97V77H99ZM176 76H177V75H176ZM179 76H180V75H179ZM185 76H187V75L185 74ZM198 76H197V77H198ZM26 77H27V76H26ZM70 77H71V76H70ZM81 77H82V76H81ZM92 77L90 78L91 80H92ZM97 77H93V78L96 79ZM105 77H106V76H105ZM115 77H116V76H115ZM118 77L120 78V76H118ZM171 77H170V79H171V81H172V78H171ZM183 77H184V73H183ZM188 77H189V76H187V78H188ZM195 77H196V75H195ZM195 77L193 76V77H191L190 79H189V78H188V79H189V81H190L191 79H193V80L191 81V82H193V81L195 80V79H194ZM200 77H201V75H200ZM203 77H204V76H203ZM0 78H1V77H0ZM27 78H28V77H27ZM37 78H38V77H37ZM47 78H48V77H47ZM59 78H60V77H59ZM74 78H75V77H74ZM102 78H103V77H102ZM106 78H107V77H106ZM106 78H105V79H106ZM121 78H123V77H121ZM121 78H120V79H121ZM168 78H169V77H168ZM185 78H186V77H184L183 81L185 80ZM187 78H186V79H187ZM241 78H242V77H241ZM28 79H29V78H28ZM30 79H31V78H30ZM32 79H34V78H32ZM32 79H31V81H32ZM49 79H50V78H49ZM82 79H83V78H81V80H82ZM86 79H87V78H86ZM90 79H88V80H90ZM97 79H98V78H97ZM155 79H156V78H155ZM177 79H178V78H177ZM179 79H180V81L182 80L181 77H180ZM198 79H199V77H198ZM204 79L206 80L207 78H204ZM253 79H254V78H253ZM58 80H59V79H58ZM60 80H61V79H60ZM68 80H70V79H68ZM75 80H76V79H75ZM91 80H90V81H91ZM93 80H94V79H93ZM112 80H113V79H112ZM122 80H123V79H122ZM167 80H168V79H167ZM200 80H203V78H201ZM241 80H242V79H241ZM39 81H40V80H39ZM42 81H43V79L41 80V82H42ZM47 81L50 82L51 80H48V79H47ZM53 81H54V78H53ZM53 81H52V82H53ZM55 81L57 82V80H55ZM62 81H63V80H62ZM76 81H77V80H76ZM76 81H75V82H76ZM79 81H80V79H79ZM98 81H99V80H98ZM100 81H102V80L100 79ZM106 81H107V80H106ZM173 81H174V80H173ZM177 81H178V80H177ZM183 81H182V82H183ZM3 82H5V81H3V79H2V82H1V83H3ZM11 82H14V81L11 80ZM11 82H10V83H11ZM34 82H36V79H35ZM37 82H38V81H37ZM44 82H45V81H44ZM52 82H51V83H52ZM56 82H54V83H56ZM58 82H59V81H58ZM68 82H69V81H68ZM81 82H82V81H80V83H81ZM83 82H84V80H83ZM88 82H89V81H88ZM88 82L86 81V83H88ZM108 82H109V81H108ZM118 82H119V80H118ZM169 82H170V80H169ZM185 82H187V81H184L183 83H185ZM198 82H199V81H198ZM203 82H204V81H203ZM42 83H43V82H42ZM71 83H72V81H71ZM71 83H70V84H71ZM86 83H85V85H86ZM92 83H94V81H93ZM92 83H90V84H92ZM154 83H155V82H154ZM154 83H153V84H154ZM156 83H157V82H156ZM170 83H171V82H170ZM170 83H169V84H170ZM179 83H181V82H179ZM183 83L180 84V87H179V86H176V87H178V89H179V88L183 89V88L181 87ZM238 83H240V82H238ZM254 83H256V82H254ZM254 83H253V84H254ZM22 84H23V83H22ZM39 84H40V83H38V85H39ZM43 84L46 85L45 83H43ZM43 84H42V85H43ZM61 84H63V83H61ZM74 84H75V83H74ZM77 84H78V83H77ZM77 84H76V85H77ZM81 84H82V83H81ZM195 84H196V83H195ZM198 84H200V83H198ZM198 84H196L195 87H196ZM256 84H257V83H256ZM7 85H8V84H7ZM20 85H21V84H20ZM40 85H41V84H40ZM42 85H41V86H42ZM53 85H54V84H53ZM71 85H72V84H71ZM76 85H75V86H76ZM82 85H84V84H82ZM85 85H84V86H85ZM156 85L158 86V83H157ZM161 85H162V84H161ZM164 85H166V84H164ZM176 85H177V84H176ZM178 85H179V84H178ZM248 85H250V83H249ZM248 85H247V86H248ZM251 85H252V82H251ZM2 86H3V85H1V87H2ZM8 86H9V85H8ZM15 86H17V85H15ZM21 86H22V85H21ZM21 86H20V87H21ZM47 86H48V85H47ZM68 86H69V85H68ZM75 86L73 85V87H75ZM77 86H79V85H77ZM89 86H90V85H89ZM168 86H169V85H168ZM168 86H166V87L163 86V87H162L163 89L165 88V90H164L165 93H167V87H168ZM183 86H184V85H183ZM201 86H202V85H201ZM227 86H228V85H227ZM247 86H246V87H247ZM253 86H254V85H253ZM255 86H256V85H255ZM259 86H260V83H259ZM259 86L257 85L258 88H259ZM9 87H10V86H9ZM17 87L19 88V86H17ZM70 87H71V86H70ZM79 87H80V86H79ZM87 87H88V86H87ZM91 87H92V86H91ZM171 87H172V86H171ZM190 87H191V85H190ZM192 87H193V85H192ZM197 87H198V89H197V88H196V89H197L198 91H200L201 89L199 88V86H197ZM237 87H238V86H237ZM250 87H252V86H250ZM261 87H263L262 84H261ZM24 88H25V86H24ZM24 88H23V89H24ZM33 88H34V87H33ZM36 88H37V87H36ZM38 88H39V87H38ZM61 88H62V86H61ZM162 88L160 87V89H162ZM168 88H169V87H168ZM193 88H194V87H193ZM201 88H203V87H201ZM223 88H225V86H224ZM235 88H236V87H235ZM241 88H243V84H242V87H241ZM241 88H240V90H239V93H240V91H243V90H241ZM258 88H256V89H258ZM3 89L5 90V89H8V88L6 87V88H3ZM9 89H10V88H9ZM9 89H8V90H9ZM11 89H12V88H11ZM76 89H77V88H76ZM78 89H79V88H78ZM78 89L76 90L77 93H78ZM86 89H87V88H86ZM86 89H84V90H86ZM163 89H162V90H163ZM187 89H189V86H188ZM190 89H192V88H190ZM190 89H189V90H190ZM243 89H245V88H243ZM248 89H249V88H248ZM248 89H247V90H248ZM263 89H264V87H263ZM1 90H2V88H1ZM12 90L14 91L15 89H12ZM26 90H27V89H25V91H26ZM31 90H32V89H31ZM35 90H37V89H35ZM57 90H58V89H57ZM63 90H64V89H63ZM81 90H82V89H81ZM89 90H90V89H89ZM168 90H170V89H168ZM218 90H219V89H218ZM225 90H226V88L224 89V91H225ZM227 90H228V89H227ZM13 91H11V93H13ZM16 91L18 92V89H16ZM27 91H29V90H27ZM32 91H33V90H32ZM47 91H48V90H47ZM65 91H66V90H65ZM68 91H69V90H68ZM72 91H73V90H72ZM87 91H88V90H87ZM155 91H156V92H155ZM176 91H178V90H176ZM180 91H181V90H180ZM186 91H187V90H185V91H183V92L185 93ZM190 91H192V90H190ZM198 91H197V92H198ZM209 91H210V90H209ZM244 91H245V90H244ZM257 91L261 92L262 90L260 91V90L258 89ZM263 91H264V90H263ZM263 91H262L261 93H263ZM1 92H2V91H1ZM1 92H0V93H1ZM5 92H7V90H6ZM8 92H9V91H8ZM14 92H15V91H14ZM30 92H31V91H30ZM34 92H35V91H34ZM54 92H55V91H54ZM74 92H75V91H74ZM74 92H72V93H74ZM160 92H161V90H160L159 92H157V93L159 94ZM164 92L162 91V92L160 93V96H161L162 93H163V96H164V95H165ZM188 92H189V91H188ZM211 92H214V91L212 90ZM211 92H210V95H211V97H212ZM225 92H226V91H225ZM227 92H229V91H227ZM231 92H233V90H232ZM231 92H230V93H231ZM245 92H246V91H245ZM245 92H244V93H245ZM37 93H38V92H37ZM65 93H66V92H65ZM82 93H83V90H82ZM195 93H196V92H195ZM198 93H199V92H198ZM216 93H219V92L217 91ZM223 93H224V92H223ZM233 93H234V92H233ZM233 93H232V94H233ZM237 93H238V90H237ZM237 93H236V95H237V97H239V95H238L239 93H238V94H237ZM241 93H242V92H241ZM241 93H240V94H241ZM244 93H243V94H244ZM255 93H256V90H255ZM15 94H16V92H15ZM27 94H28V93H27ZM42 94H44V93H42ZM66 94H67V93H66ZM66 94H65V95H66ZM78 94H79V93H78ZM186 94H188V93H186ZM220 94H221V98H225V97L227 98V96H228V95H227V96H223L224 94L222 95V93H219L218 95H220ZM228 94H229V93H228ZM246 94H247V92H246ZM246 94H245V95H246ZM0 95H1V97L3 98L2 93H1ZM17 95H19V93H18ZM28 95H29V94H28ZM49 95H50V96H53V95H51V94H49ZM56 95H57V93H56ZM76 95H77V94H76ZM80 95H81V94H80ZM192 95H193V94H192ZM199 95L201 96V93H199ZM210 95H208V97H209ZM218 95H217V96H218ZM225 95H226V94H225ZM234 95H235V94H234ZM236 95H235V97H236ZM245 95H244V96H245ZM255 95H256V94H255ZM258 95H259V93H258ZM15 96H16V95H15ZM21 96H22V95H21ZM32 96H34V94H32ZM32 96H30L31 99L34 98V97L32 98ZM36 96H37V94H36ZM36 96H35V97H36ZM57 96H58V95H57ZM66 96H67V95H66ZM74 96H75V94H74ZM74 96H73V98H74ZM163 96H161V97H163ZM190 96H191V95H189V99L192 97V96H191V97H190ZM213 96L215 97V93H213ZM217 96H216V99H215V100L218 99V100L216 101V103L219 101V99L221 100V98H218ZM244 96H242V97H244ZM13 97H14V96H13ZM13 97H12V98H13ZM28 97H29V96H27V98H28ZM39 97H40V94H39ZM46 97H47V96H46ZM71 97H72V96H71ZM79 97H80V96H79ZM101 97H102V96H101ZM112 97H114V96L112 95ZM161 97H160V98H161ZM194 97H195V95H194ZM202 97H203V96H202ZM211 97H210V98H211ZM214 97H212V98H214ZM235 97H234V98H235ZM15 98H16V97H15ZM19 98H20V97L18 96L17 101H19ZM25 98H26V97H25ZM30 98H28V99H30ZM36 98H37V99H36ZM36 98H35V99L37 100V101H36L37 104H38V102H39V104H40L41 102L38 101L39 98H38V97H36ZM50 98H53V97H50ZM55 98H56V97H55ZM76 98H77V96H76ZM80 98H81V97H80ZM105 98L108 99L107 97H105ZM114 98H115V97H114ZM117 98H118V97H117ZM117 98H116V99H117ZM160 98H159V99H160ZM163 98H164V97H163ZM165 98H166V97H165ZM187 98H188V97H187ZM187 98H186V100H187ZM192 98H193V97H192ZM210 98L208 99V101H209V100L212 101V98H211V99H210ZM228 98H230V94H229V97H228ZM234 98H232V99H230V100H233ZM246 98H247V97H246ZM250 98H251V97H250ZM253 98H254V96H253ZM257 98H258V97H257ZM42 99H43V98H42ZM60 99H61V98H60ZM74 99H75V98H74ZM78 99H79V98H78ZM98 99H100V98L98 97ZM102 99H103V98H102ZM136 99H135V100H136ZM238 99H239V98H238ZM243 99H245V97L242 98V101H244ZM255 99H256V96H255ZM261 99L263 100V96H262ZM6 100H8V99L6 98ZM6 100H3V99H2V101H0V104H1L2 102L6 101ZM9 100H10V101H8V102L11 103V99H9ZM20 100L22 101V100H24V99L20 98ZM25 100H26V99H25ZM51 100H52V99H51ZM70 100H71V99H70ZM75 100H76V99H75ZM75 100H73V101L71 100L70 102H74ZM103 100H104V99H103ZM117 100H118V99H117ZM117 100H116V101H117ZM120 100H121V99H120ZM122 100H123V99H122ZM166 100H167V99H166ZM193 100H195V98H194ZM203 100H204V99H203ZM203 100L201 99V101H203ZM222 100H223V99H222ZM222 100H221V103H222ZM227 100H228V99H227ZM234 100H237V99L235 98ZM239 100H241V98H240ZM250 100H251V99H250ZM256 100H257V99H256ZM258 100H259V98H258ZM258 100H257V101H258ZM12 101H13V99H12ZM15 101H16V100H15ZM15 101H14V102H15ZM26 101H27V100H26ZM42 101H43V100H42ZM80 101H81V99H80ZM109 101H111V99H110ZM109 101H108V102H109ZM126 101H127V100H126ZM126 101H124V102H126ZM132 101H133V100H132ZM155 101H156V100H155ZM208 101H207V103H208ZM210 101H209V102H210ZM213 101H214V100H213ZM242 101H241V102H242ZM8 102H7V103H3V104H1V105L7 104L6 106L8 107V104H9ZM19 102H20V101H19ZM24 102H25V101H24ZM33 102H34V99H33ZM36 102H34V103L36 104ZM104 102H105V101H104ZM108 102H106V104H107ZM157 102H159V101H157ZM160 102H163V103H164L165 100H164V101L162 100V101H160ZM226 102H230V101L228 100V101H226ZM237 102H238V101H237ZM237 102L235 101L236 105H234V106H237L238 104H240V103L237 104ZM251 102H254V100H253V101L251 100ZM12 103H13V102H12ZM21 103H22V102H21ZM28 103H29V100H28ZM42 103H44V102H42ZM74 103H76V101H75ZM117 103H119V101H117ZM148 103H149V102H148ZM151 103H152V102H151ZM189 103H190V102H189ZM189 103H188V100H187V104H189ZM198 103H199L198 101H195V102H194L195 107H194V109H193L194 112H193V111H189V112L194 113V114H193V117L199 119V120H196V121H200V120H201V122L203 123L204 127H207V126H208L209 129L213 128V125H214V123H215V119H214V118H215V116L217 115V114L214 115V114L212 113L213 110H214V109H213V105H214V104L211 105V104L209 103V104H206L207 106L203 104L204 106H206V107L203 108V107H201L202 105H200V104L198 105ZM200 103H201V102H200ZM205 103H206V102H205ZM213 103H214V102H213ZM219 103H220V102L217 103V105H218V106H217V109H219L218 107L221 106L222 104H224L225 102H223L221 105H219ZM230 103L232 104V101H231ZM230 103H227V104H230ZM243 103H244V102H243ZM245 103H246V102H245ZM248 103H249V101H248ZM248 103H247V104H248ZM254 103H255V102H254ZM257 103H258V102H257ZM257 103H256V104H257ZM261 103H262V102H261ZM35 104H34V105H35ZM39 104H38V106H40ZM44 104H45V103H44ZM101 104H102V103H101ZM146 104H147V103H146ZM154 104H155V103H154ZM158 104H159V103H158ZM158 104H157V105H158ZM227 104L225 103V105H227ZM231 104H230V105H231ZM263 104H264V103H263ZM1 105H0V106H1ZM15 105H16V103H15ZM15 105L13 106L14 108H15ZM17 105H19V104H17ZM69 105H70V104H69ZM72 105H73L72 108L75 109L76 106L74 107V104L71 103V106H72ZM150 105H152V104H150ZM155 105H156V104H155ZM157 105H156V106H157ZM190 105H192V104H190ZM190 105H188V106H190ZM250 105H252V103H251ZM260 105H261V104H260ZM20 106H21V105H20ZM35 106H36V105H35ZM42 106H43V105H41V107H42ZM44 106H45V105H44ZM59 106H60V105H59ZM102 106H103V105H102ZM147 106H148V109L153 107V106H152V107H151V106L149 107V105H147ZM161 106H162V105H161ZM211 106H212V107H211ZM223 106H224V105H223ZM223 106H221V108H222ZM262 106H263V105H262ZM262 106H261V107H262ZM22 107H24V106H22ZM32 107H33V104H32ZM41 107H39V109H42ZM57 107H58V106H57ZM103 107H105V106H103ZM116 107H117V106H116ZM119 107H120V105H119ZM157 107H158V106H157ZM162 107H163V106H162ZM192 107H193V106H192ZM237 107H238V106H237ZM252 107H253V106H252ZM263 107H264V106H263ZM1 108H2V106H1ZM1 108H0V110H2L4 107H3L2 109H1ZM25 108H26V107H25ZM60 108H61V107H60ZM68 108H69V107H68ZM105 108H106V107H105ZM109 108H110V106H109ZM214 108H215V107H214ZM221 108H220V109H221ZM239 108H240V107H239ZM253 108H254V107H253ZM253 108H252V109H253ZM258 108H259V105H258ZM10 109H11V107L8 108V110H5V111H8V112H9ZM16 109H18V108H16ZM20 109H23V108H20ZM29 109H30V108H29ZM44 109H46V108H43V110H44ZM47 109H49V108H47ZM70 109H71V107H70ZM78 109H79V108H78ZM160 109H161V108H160ZM191 109H192V108H191ZM191 109H189V110H191ZM225 109H227V106H226L225 108H222L221 111H222V112H223V111H226ZM230 109H231V108H230ZM230 109L228 108V110H230ZM232 109H233V108H232ZM232 109H231V110H232ZM256 109H257V107H256L254 110H256ZM259 109H261V108H259ZM13 110H14V109H13ZM13 110H12V111H13ZM18 110H19V109H18ZM18 110H16V112H19V111H20V110H19V111H18ZM84 110H85V109H84ZM120 110H121V109H120ZM157 110H158V109H156V112H157ZM237 110H238V109H237ZM254 110H253V111H254ZM2 111H3V110H2ZM26 111H27V109H26ZM26 111H24V113H25ZM28 111H29V110H28ZM58 111H59V110H58ZM71 111H72V110H71ZM73 111H74V110H73ZM73 111H72V113H73ZM77 111H78V110H77ZM93 111H94V109H93ZM103 111H104V108H103ZM106 111H107V110H106ZM106 111H104V112H106ZM117 111H118V110H117ZM121 111H122V110H121ZM123 111H124V110H123ZM159 111H160V110H159ZM218 111H219V110H218ZM0 112H1V111H0ZM10 112H11V111H10ZM10 112H9V114H10ZM16 112H15V110H14L13 114L16 113ZM40 112H41V111H40ZM40 112H39V114H40ZM59 112H61V111H59ZM81 112H82V111H80V114H81ZM149 112H150V111H149ZM222 112L219 111L218 113L222 114ZM228 112H229V114H227V113H225V114H226V115H230V114H231V119H233L234 117H232V113H231V111H228ZM233 112L235 113V111H233ZM239 112H240V111H239ZM254 112L256 113L257 111H254ZM6 113H7V112H6ZM24 113H23V112H20L19 114L24 116ZM26 113H27V112H26ZM26 113H25V114H26ZM31 113H32V112H31ZM42 113H43V111H42ZM42 113H41V114H42ZM51 113H52V112H51ZM57 113H58V112H57ZM67 113H68V112H67ZM74 113H75V111H74ZM76 113H77V112H76ZM76 113H75V115H78V114H76ZM78 113H79V112H78ZM84 113H85V112H84ZM84 113H83V114H84ZM86 113H89V112L86 111ZM124 113H125V112H124ZM160 113H161V112H160ZM210 113H211V114H210ZM214 113H216V111H214ZM240 113L242 114V112H240ZM244 113H245V112H244ZM9 114H8V116L11 118L13 115L10 116L11 114H10V115H9ZM28 114H30V111H29V113L26 114V116H28ZM44 114H45V113H44ZM61 114H62V113H61ZM91 114H93V113H90V115H91ZM99 114H101V113H99ZM102 114H103V112H102ZM102 114H101V116H102ZM111 114H112V113L110 112V115H109V114H108V115H109V116H112ZM127 114H128V113H127ZM127 114H126V115H127ZM146 114H147V112H146ZM152 114H153V113H152ZM158 114H159V113H158ZM158 114H157V116H159ZM162 114H163V113H161V115H162ZM209 114H210V116H209ZM225 114H224V115L222 114V116L224 117ZM15 115H16V114H15ZM34 115H35V114H34ZM34 115H33L32 117H34ZM47 115H50V114L47 113ZM47 115H45V117H46ZM75 115H73V116H75ZM97 115H98V114H97ZM114 115H116V114H114ZM150 115H151V114H150ZM212 115H214V118H213ZM233 115H234V114H233ZM29 116H30V115H29ZM37 116H38V115H37ZM37 116H35L34 118H36ZM56 116H58V115H56ZM69 116H72V115H69ZM83 116H84V115H83ZM85 116H87V115L85 114ZM88 116H89V114H88ZM92 116H94V115H92ZM92 116H89V118H92ZM98 116H99V115H98ZM98 116H96V117L98 118ZM101 116H99V117H101ZM122 116H123V114L121 115V117H122ZM191 116H192V114H191ZM211 116H212L213 120H212ZM236 116H237V113H236ZM9 117H8V118H9ZM20 117H22V116H19V119H20ZM24 117H25V116H24ZM40 117H41V116H40ZM50 117H51V116H50ZM50 117L48 116V117H46V118H50ZM77 117H78V116H77ZM81 117H82V115H81ZM114 117H115V116H114ZM152 117H153V116H152ZM152 117H151V119H152ZM160 117H161V116H160ZM218 117H219V115H218ZM223 117H221V118H223ZM13 118H14V116H13ZM22 118H23V117H22ZM22 118H21V120H22ZM27 118H28V117H27ZM51 118H53V117H51ZM69 118H70V117H69ZM71 118H72V117H71ZM73 118H74V117H73ZM87 118H88V117H87ZM87 118H86V119H87ZM97 118H96V119H97ZM119 118H120V115H119ZM123 118H124V117H123ZM154 118H155V117H154ZM219 118H220V117H219ZM237 118H238V117H237ZM237 118H235V119L238 120ZM17 119H18V118L16 117V120H17ZM23 119H24V118H23ZM30 119H31V117H30L29 119H27L26 121H29ZM36 119H39V120H40L41 118H36ZM75 119H77V118H75ZM75 119H74V120H75ZM79 119H80V118H79ZM108 119H109V118H108ZM114 119H115V118H114ZM216 119H217V118H216ZM239 119L241 120L242 118L239 117ZM246 119H248V118H246ZM32 120H33V118H32ZM32 120H30V121H32ZM44 120H45V119H43V121H44ZM50 120L52 121V119H50ZM59 120H60V119H59ZM77 120H78V119H77ZM77 120H76V121H77ZM80 120H81V119H80ZM94 120H95V119H94ZM105 120H106V119H105ZM105 120H104V121H105ZM121 120H122V119H121ZM121 120H120V121H121ZM217 120H218V119H217ZM240 120H238V121H240ZM11 121L13 122V120H11ZM17 121H18V120H17ZM17 121H16V122H17ZM34 121H35V119H34ZM51 121H50V122H51ZM60 121H61V120H60ZM65 121H66V120H65ZM99 121H100V120H99ZM112 121H114V120L111 119V122H112ZM115 121H116V120H115ZM117 121H118V120H117ZM120 121H118V122H120ZM193 121H194V119H193ZM221 121H222V119H221V120L219 119L218 122L221 123ZM247 121H248V120H246V122H247ZM12 122H11V123H12ZM16 122H15V123H16ZM23 122H24V121H23ZM32 122H33V121H32ZM39 122H42V120L39 121ZM48 122H49V120H48ZM48 122H47V124H48ZM53 122H54V121H53ZM62 122H63V119H62ZM84 122H85V118H84ZM84 122H82V123L84 124ZM91 122H92V121H91ZM94 122H95V121H94ZM96 122H97V121H96ZM105 122H106V121H105ZM123 122H125V121L123 120ZM194 122H195V121H194ZM235 122H237V121H235ZM250 122H251V121H250ZM6 123H7V122H6ZM11 123H9V124H11ZM13 123H14V122H13ZM13 123H12V124H13ZM28 123H30V125H31V122H28ZM37 123H38V122H37ZM54 123H56V122H54ZM66 123H67V122H66ZM74 123H75V122H74ZM76 123H77V122H76ZM86 123H89V122H86ZM121 123H122V122H121ZM127 123H128V122H127ZM219 123H217V124H219ZM248 123H249V122H248ZM248 123H247V124H248ZM18 124H19V123H17V126H20V125H22L23 123H20V125H18ZM50 124H51V123H50ZM50 124H48V126H50ZM52 124H53V123H52ZM62 124H63V123H62ZM70 124H72V123H70ZM77 124H78V123H77ZM83 124H82V125H83ZM95 124H96V123H95ZM103 124H104V123H103ZM125 124H126V123H125ZM145 124H146V123H145ZM148 124H149V123H148ZM152 124H153V123H152ZM152 124H151V126H152ZM222 124H223V121H222L221 125H222ZM243 124H244V122H243ZM3 125H5V124H3ZM3 125H2V126L0 125V127L2 128ZM6 125H8V124H6ZM14 125H15V124H14ZM14 125H9V126H8V129L4 128L2 131H0V132H1L0 134H2V135H5V134H6L5 141L0 143V222H2V221H6V220H4L5 217L7 216V215H6V207H7V206H10V207H11V205H9V204H12V205H13L14 202L16 203V201H15L14 199H16L15 197H16V195H17V191L19 190V187H20V186L18 187L19 182H20L24 177H29V178H30V177H34L37 173H41V172H38V170L35 169L36 166H37L38 164H39V165H42V167H43L42 171H44V170H46V169H50V170L52 171L51 166H52V164H53V163H52V161H53V157L55 156L56 153H58L57 149L54 147L55 145H54V146L51 145L52 147H48V148H47V147L45 148V146H43L45 149L40 148L39 145L42 144V142H41L42 139L39 140L40 142H37V144L40 143V144L38 145L39 147L36 146L37 148H35V145H37V144H36V143H33V139H31V138L34 136V135H33L34 132L31 133V134H29V133H30L29 129H30L31 127H33L32 125H31L30 128L28 127V132H27V131L24 132V130H23V129H27V128H25V127H26V126H25L26 124L23 125V129H22V127L20 126L19 129H21V131L23 130V133L20 132L21 134H19L18 131H16V130H18V127L16 128ZM28 125H29V124H28ZM38 125H39V124H37V126H38ZM67 125H68V123H67ZM79 125H80V124H79ZM84 125H85V124H84ZM84 125H83V126H84ZM91 125H93V124H90V126H91ZM106 125H107V124H106ZM127 125H128V124H127ZM215 125H216V124H215ZM219 125H220V124H219ZM221 125H220V126H221ZM248 125H250V124H248ZM24 126H25V127H24ZM34 126H35V125H34ZM40 126H41V124H40ZM40 126H38L39 128L37 127L38 130L40 129ZM44 126H46V122H45V125H43V127H41L42 130H40V133H41V134H42V132H43V136L48 135V136H51V137H56V134L52 133V131H53L52 129H54V128H52V129H51L52 131L50 132V131H48V130H50V127L46 126V127L49 128V129H48V128L46 129ZM51 126L53 127V125H51ZM57 126H58V125H57ZM68 126H69V125H68ZM70 126H71V125H70ZM70 126H69V127H70ZM74 126H75V125H74ZM74 126H73V127H74ZM83 126H82V127L80 126V127L82 128V130H84V127H83ZM110 126H111V125H110ZM118 126H119V125H118ZM125 126H126V125H125ZM125 126H124V127H125ZM129 126H131V125H129ZM195 126H196V125H195ZM60 127H61V126H60ZM65 127H66V129H67V126H65ZM69 127H68V128H69ZM73 127H70V128H73ZM92 127H93V126H92ZM92 127H91V129H92ZM121 127H122V126H121ZM153 127H154V125H153ZM153 127H152V128H153ZM158 127H159V126H158ZM192 127H193V126H192ZM245 127H247V126L245 125ZM250 127H251V126H250ZM258 127H259V126H258ZM43 128H45V129H43ZM58 128H59V127H58ZM75 128H76V126H75ZM118 128H119V127H118ZM126 128H127V127H126ZM159 128H160V127H159ZM159 128H158V130H160ZM194 128H195V127H194ZM217 128H218V127H217ZM236 128H237V127H236ZM247 128H248V127H247ZM254 128H255V127H254ZM56 129H57V127H56ZM56 129H55V131H56ZM94 129H95V131L93 132V134H94L95 136H99V135L102 134V130H103V129H101L100 125H99V126H96ZM94 129H92V130H94ZM110 129H111V128H110ZM114 129H115V128H114ZM129 129H128V131H129ZM197 129H198V128H197ZM242 129H245V128L242 127ZM258 129H259V128H258ZM30 130L33 131L34 129L31 128ZM38 130H37V131H38ZM62 130H63V129H62ZM67 130H68V129H67ZM67 130H66V133H67ZM70 130H71V129H70ZM86 130H90V128H89V129H86ZM148 130H149V129H148ZM211 130H212V129H211ZM213 130H214V129H213ZM216 130H217V129H216ZM216 130H215V132H216ZM246 130L249 131V129H245L244 131H246ZM252 130H254V129L252 128ZM5 131H6V132H5ZM34 131H36V130H34ZM41 131H42V132H41ZM59 131H61V130H59ZM63 131L65 132V129H64ZM63 131H62V133L64 134ZM78 131H80V130H78ZM109 131H110V130H109ZM124 131L126 132V130H124ZM156 131H157V130H156ZM198 131H199V129H198ZM56 132H57V131H56ZM56 132H55V133H56ZM213 132H214V131H213ZM3 133H5V134H3ZM37 133H38V132H37ZM60 133H61V132H60ZM72 133H73V132H72ZM78 133H80V132H78ZM155 133H156V132H155ZM158 133H159V132H158ZM202 133H203V132H202ZM216 133H217V132H216ZM44 134H45V135H44ZM80 134H81V133H80ZM80 134H79V135H80ZM82 134H83V133H82ZM87 134H89V133H87ZM91 134H92V133H91ZM93 134H92V135H93ZM105 134H106V133H105ZM107 134H108V133H107ZM109 134H110V133H109ZM126 134H127V133H126ZM21 135H23V137H22ZM31 135H33V136L31 137ZM53 135H54V136H53ZM58 135L60 136V134H58ZM58 135H57V137H58ZM66 135H68V133H67ZM71 135L74 136V134H71ZM79 135H78V136H79ZM83 135H85V131H84V134H83ZM111 135H112V134H111ZM111 135H110V136H111ZM158 135H159V134H158ZM198 135H199V134H198ZM198 135H197V136H198ZM208 135H211V134H209V132H207V136H208ZM213 135H214V134H213ZM0 136H1V135H0ZM35 136H36V138L39 137L38 139L41 138V137L39 136V134H38V136H37V134H36ZM64 136H65V135H64ZM64 136H62V138H63ZM75 136H77V134H76ZM80 136H81V135H80ZM110 136H109V137H110ZM113 136H114V135H113ZM126 136H127V135H126ZM203 136H204V135H203ZM211 136H212V135H211ZM30 137H31V138H30ZM65 137L67 138V136H65ZM71 137H72V136H71ZM90 137H91V136H90ZM92 137H93V136H92ZM119 137H120V135H119ZM166 137H167V136H166ZM166 137L164 136L163 139L168 140L169 137H167L168 139H167ZM1 138H2V136H1ZM3 138H4V137H3ZM3 138H2V139H3ZM47 138L49 139V137H47ZM47 138H46V139H47ZM60 138H61V136L59 137V139H60ZM66 138H64V139L66 140ZM68 138H69V136H68ZM68 138H67V139H68ZM78 138H79V137H78ZM81 138H83V137H81ZM98 138H99V137H97L96 139H98ZM102 138H103V137H102ZM105 138H106V137H105ZM105 138H104V139H105ZM114 138H115V137H114ZM126 138H127V137H126ZM159 138H160V136H159ZM199 138H200V136H199ZM206 138H207V137H206ZM44 139H45V137H44ZM44 139H43V141H44ZM64 139H63V140H64ZM100 139H101V138H100ZM128 139H129V138H128ZM197 139H198V138H197ZM200 139H201V138H200ZM200 139H198V140H200ZM209 139H211V137H209ZM50 140H51V139H50ZM52 140H53V138H52ZM60 140H61V139H60ZM63 140H62V141H63ZM72 140L74 141V139H72ZM81 140H82V139H81ZM81 140H79V142H80ZM85 140H86V139H85ZM91 140L93 141V138H92ZM98 140H99V139H98ZM106 140H107V139H106ZM118 140H119V138H118ZM154 140H155V141H154ZM170 140H171V139H169V141H170ZM207 140H208V139H207ZM48 141H49V140H48ZM53 141L58 142V141H56V140H53ZM69 141H70V140H69ZM69 141H68L67 143H69ZM102 141H103V140H101V141L98 142V143H101ZM104 141H105V140H104ZM129 141H130V140H129ZM159 141H161V140H158V142H159ZM163 141H164V140H162V142H163ZM169 141H168V142H169ZM202 141L204 142L205 140H202ZM44 142H45V141H44ZM46 142H47V141H46ZM46 142H45V143H46ZM49 142H50V141H49ZM59 142H60V141H59ZM76 142H78V141H76ZM111 142H112V141H111ZM111 142L109 141V144H111ZM170 142H171V141H170ZM47 143H48V142H47ZM65 143H66V142H65ZM70 143H72V142H70ZM70 143H69V146H70ZM82 143H83V142H82ZM85 143H86V142H85ZM92 143H93V142H92ZM95 143H96V141H95ZM159 143H161V142H159ZM61 144H63V143L61 142ZM75 144H76V143H75ZM87 144H88V143H87ZM102 144H103V143H102ZM117 144H119V142H118ZM129 144H133V142H131V143H129ZM157 144H158V143H157ZM166 144H167V143H166ZM170 144H173V143H170ZM204 144H205V143H204ZM48 145H49V144H48ZM48 145H46V146H48ZM66 145H67V144H66ZM66 145H65V146H66ZM71 145H72V144H71ZM85 145H86V144H85ZM91 145H92V144H91ZM99 145H100V144H99ZM99 145H98V146H99ZM164 145H165V144H164ZM167 145L169 146V144H167ZM167 145L165 146V148L167 147ZM63 146H64V144H63ZM88 146H89V145H88ZM96 146H97V145H96ZM72 147H73V145H72ZM75 147H77V146H75ZM93 147H95V146H93ZM104 147H105V146H104ZM118 147H120V146L118 145ZM171 147H172V146H171ZM58 148H63V149H65V147H60L59 145H58ZM96 148H97V147H96ZM125 148H127V147H125ZM167 148H168V147H167ZM172 148H173V147H172ZM72 149H73V148H72ZM72 149H71V150H72ZM80 149L82 150V147H81ZM89 149H90V148H89ZM94 149H95V148H94ZM120 149H121V148H120ZM127 149H128V150H125V151H127V152H128V151L132 152V151H131V150H132V147H131V149L129 150V146H128ZM60 150H61V149H60ZM73 150H74V149H73ZM73 150H72V151H73ZM87 150H88V148H87ZM168 150H169V149H168ZM171 150H172V149H171ZM25 151H26V152H25ZM105 151H106V150H105ZM123 151H124V150H123ZM161 151H162V152H160V153H163V148L161 149ZM140 152H141V153H140ZM164 152L167 153V152H166V149L164 150ZM66 153H67V152H66ZM70 153H71V152H70ZM74 153H75V152H74ZM78 153H79V151H78ZM83 153H84V152H82V154H83ZM125 153H126V152H125ZM165 153H163L162 155L166 157V155H164ZM82 154H81V152H80L79 155H82ZM109 154H110V153H109ZM134 154H135V153H134ZM141 154H142V156H141ZM167 154H168V153H167ZM170 154H171V152H170ZM170 154H169V155H170ZM58 155H60V153H59ZM71 155H72V154H71ZM74 155H75V154H74ZM74 155H73V156H74ZM79 155H78V157L81 158ZM124 155H125V154H124ZM65 156L67 157V155H65ZM143 156H144V158H143ZM158 156H159V157H158ZM163 156L161 157V159L163 158ZM57 157H58V156H56V158H57ZM66 157H64V159H67ZM70 157H71V156H70ZM116 157L119 158V156H116ZM165 157H164V158H165ZM167 157H168V155H167ZM167 157H166V159H167ZM58 158H59V157H58ZM58 158H57V159H58ZM127 158H128V157H127ZM131 158H133V157L131 156L129 161H131ZM57 159H55V160H57ZM74 159H75V156H74ZM76 159H77V158H76ZM83 159H84V158H83ZM34 160H35V161H34ZM72 160H73V158H72ZM85 160H86V159H85ZM109 160H110V159H109ZM157 160H158V159H157ZM157 160H156V162H157ZM162 160H163V159H162ZM164 160H165V159H164ZM167 160H168V159H167ZM57 161H58V160H57ZM59 161H61V159H59ZM65 161H66V160H65ZM82 161H84V160H82ZM158 161H160V160H158ZM53 162H54V161H53ZM63 162H64V161H63ZM67 162H69V161H67ZM70 162H71V161H70ZM78 162H79V161H78ZM112 162H113V161H112ZM115 162H116V161L114 160V164L117 163V162H116V163H115ZM84 163H85V162H84ZM86 163H87V162H86ZM130 163H131V162H130ZM54 164H55V162H54ZM54 164H53V165H54ZM62 164H63V163H62ZM62 164H61V165H62ZM104 164L106 165V163H104ZM104 164H103V166H101L100 168L105 167ZM107 164H108V162H107ZM132 164H133V162H132ZM110 165H111V164H110ZM110 165H109V166H110ZM130 165H131V164H130ZM58 166H59V165H58ZM107 166H108V165H107ZM135 166H136V165H135ZM135 166L133 165V167H135ZM153 166H154V165H153ZM52 167H53V166H52ZM115 167H116V165H115ZM115 167H113V168H115ZM123 167H124V166H123ZM137 167H138V166H137ZM60 168H61V166H60ZM60 168H59V169H60ZM66 168H67V167H66ZM106 168H107V167H106ZM108 168H110V167H108ZM131 168H132V167H130V169H131ZM146 168H144V169L146 170ZM55 169H58V168H54V170H55ZM61 169L64 171L63 166H62ZM67 169H68V168H67ZM119 169H120V168H119ZM152 169H153V168H152ZM100 170H101V169H100ZM102 170H103V169H102ZM102 170H101V171H102ZM104 170H105V168H104ZM104 170H103V171H104ZM108 170H109V169H108ZM108 170H107V171H108ZM111 170H112V168H111ZM111 170H110V171H111ZM126 170H127V168H126ZM126 170H125V171H126ZM137 170H138V169H137ZM141 170H143V169H141ZM153 170L155 171V169H153ZM39 171H40V170H39ZM55 171H56V170H55ZM96 171H97V170H96ZM105 171H106V170H105ZM53 172H54V171H53ZM53 172H52V173H53ZM58 172H59V170H57V175H56V176H58V175L60 174V173L58 174ZM64 172H65V171H64ZM112 172H113V170H112ZM112 172H111V173H112ZM116 172H117V171H116ZM120 172H122V171H120ZM126 172H127V171H126ZM128 172H129V171H128ZM143 172H144V171H143ZM43 173H44V172H43ZM66 173H67V172H66ZM69 173H70V172H68V174H69ZM97 173H98V172H97ZM113 173H115V172H113ZM135 173H137V171H135L134 174H135ZM138 173H139V172H138ZM141 173H142V171H141ZM141 173H140V175H141ZM45 174H46V176H45V180H46L48 174H47V172H45ZM45 174H44V175H45ZM95 174H96V173H95ZM95 174H94V175H95ZM98 174H100V172H99ZM119 174H120V173H118V175H119ZM124 174H125V173H124ZM124 174H122V175H124ZM126 174H127V173H126ZM144 174H147V173H144ZM51 175H52V174H51ZM51 175L49 174L48 177L51 176ZM62 175H64V174H62ZM66 175H67V174H66ZM66 175H65V176H66ZM102 175H103V174H102ZM116 175H117V173H116L115 175L113 174V177H114V176L116 177ZM120 175H121V174H120ZM138 175H139V174H138ZM153 175H154V174H153ZM59 176H61V175H59ZM65 176H63V177H65ZM95 176H96V175H95ZM95 176H93V177H95ZM111 176H112V175H111ZM142 176H143V175H142ZM149 176H150V174H149ZM149 176H148V177H149ZM69 177H71L70 174H69ZM69 177H68V178H69ZM99 177H100V176H99ZM120 177L122 178V176H120ZM125 177H127V176L125 175ZM132 177H133V175H132ZM151 177H152V174H151ZM154 177H155V175H154ZM38 178H39V177H38ZM49 178H50V177H49ZM66 178H67V176H66ZM102 178H103V176H102ZM102 178H100L98 181L100 182V180H101ZM117 178L119 179V176H117ZM130 178H131V177H130ZM35 179H36V178H35ZM69 179H70L69 182H70V184H71V180H72V179H71V178H69ZM105 179H106V177H105ZM115 179H116V178H115ZM144 179H145V178H144ZM150 179H151V178H150ZM150 179H148V180H150ZM31 180H32V179H31ZM37 180H38V179H37ZM45 180H43V182H44L43 184H44V185H45ZM49 180H50V179H49ZM60 180H62V179H60ZM63 180H64V179H63ZM63 180H62V181H63ZM95 180H96V182H97L96 177H95ZM95 180L93 179L94 182H95ZM103 180H104V178H103ZM103 180H101V182H102ZM116 180H117V179H116ZM133 180H134V179H133ZM133 180H132V181H133ZM67 181H68V180H67ZM74 181H75V180H74ZM105 181L107 182V180H105ZM122 181L124 182V180H122ZM130 181H131V180H130ZM29 182H31V181H29ZM32 182H34V180H32ZM32 182H31V183H32ZM47 182H48V180H46V184H47ZM50 182H54V181L51 179ZM50 182H49V183H50ZM65 182H66V181H65ZM69 182H68V183H69ZM72 182H73V180H72ZM106 182H105V183H106ZM111 182H113V181H111ZM123 182H122V183H123ZM134 182H136V181H134ZM147 182H148V181H147ZM160 182H161V181H160ZM40 183H41V182H40ZM97 183H98V182H97ZM102 183H103V182H102ZM109 183H110V182H109ZM114 183H115V182H114ZM118 183H119V182H118ZM118 183H117V185L120 184V183H119V184H118ZM127 183H128V182H127ZM50 184H51V183H50ZM89 184H91V183H89ZM100 184H101V183H100ZM115 184H116V183H115ZM133 184H134V183H133ZM31 185H32V184H31ZM39 185H42V184H39ZM102 185H103V184H102ZM117 185H114V186L116 187ZM130 185H131V182H130ZM26 186H27V185H26ZM45 186L47 187V185H45ZM48 186H49V185H48ZM53 186H54V184L52 185V188L54 189ZM56 186H57V185H56ZM103 186H104V185H103ZM103 186H102V187H103ZM112 186H113V185H112ZM112 186H111V188H112V189H115V188H113ZM35 187H37V186H35ZM43 187H44V186H43ZM43 187H42V190H43ZM50 187H51V185H50ZM69 187L72 188L73 186H69ZM86 187H87V186H86ZM109 187H110V186H108V189H110ZM120 187H121V186H120ZM120 187H119V188H120ZM130 187H131V186H130ZM133 187H134V186H133ZM263 187H264V186H263ZM24 188H25V187H24ZM24 188H22V189H24ZM32 188H33V187H32ZM37 188H38V187H37ZM44 188H45V187H44ZM104 188H107V187H104ZM123 188H124V187H123ZM134 188H135V187H134ZM134 188H129V189H131V191H133ZM22 189L19 190V191H22ZM26 189H27V188H25V190H26ZM33 189H34V188H33ZM72 189H73V188H72ZM72 189H71V192H70V193H72V192L75 190V188L73 189V191H72ZM112 189H111V191H113ZM120 189H121V188H120ZM120 189H119V190H120ZM27 190H28V192H29V189H27ZM48 190H49V189H47V191H48ZM57 190H58V189H57ZM124 190H125V189H124ZM126 190H127V188H126ZM140 190H141V189H140ZM47 191H45V192H47ZM64 191H65V190H64ZM87 191H88V190H87ZM117 191H118V190H117ZM129 191H130V190H129ZM147 191H149V190H147ZM23 192H24V190H23ZM49 192H50V190H49ZM49 192H48V194H49ZM53 192L55 193V191H53ZM60 192H61V191H60ZM60 192H59V193H60ZM120 192H121V191H120ZM136 192H137V191H135V192H133V193H136ZM160 192H161V191H160ZM20 193H21V192H20ZM34 193H35V192H34ZM59 193H56V194H58V197H59ZM67 193H68V192H67ZM73 193H74V192H73ZM75 193H76V192H75ZM113 193H114V192H113ZM21 194L24 195L23 193H21ZM39 194H40V193H39ZM44 194H45V193H44ZM52 194H53V193H52ZM63 194H64V193H63ZM111 194H112V193H111ZM119 194H120V193H119ZM123 194H124V192H123ZM147 194H148V192H147ZM34 195H35V194H34ZM41 195H42V192H41ZM53 195H54V194H53ZM60 195H61V193H60ZM74 195H75V194H73V196H74ZM105 195H106V194H105ZM107 195H108V194H107ZM107 195H106V196H107ZM120 195H121V194H120ZM129 195H130V194H129ZM18 196L20 197V195H18ZM26 196H27V194H26ZM49 196H52V195L50 194V195H48L47 197L49 198ZM55 196H56V195H55ZM64 196H65V195H64ZM69 196H70V195H69ZM71 196H72V195H71ZM71 196H70V197H71ZM109 196H110V195H109ZM117 196H118V195H117ZM121 196H122V195H121ZM123 196H124V195H123ZM132 196H133V195H132ZM157 196H158V195H157ZM157 196H156V197H157ZM164 196H165V195H164ZM167 196H168V195H167ZM19 197H18V198H19ZM39 197H40V196H39ZM60 197H61V196H60ZM75 197H76V195H75ZM80 197H81V196H80ZM136 197H137V195H136ZM33 198H34V196H33ZM40 198H41V197H40ZM50 198H51V197H50ZM55 198H56V197H55ZM61 198H62V197H61ZM65 198H66V197H65ZM71 198H72V197H71ZM102 198H103L102 196H101V198H99V199H101V200H100L101 202H102ZM130 198H132V197L130 196ZM133 198H134V197H133ZM148 198H149V197L147 196V199H148ZM169 198H170V197H169ZM26 199H27V198H26ZM59 199H60V198H59ZM59 199H58V200H59ZM112 199H115V198H112ZM123 199H124V198H123ZM127 199H128V198H127ZM144 199H145V198H144ZM164 199H165V198H164ZM33 200H34V199H33ZM44 200H47V199L44 198ZM44 200H41V201L43 202ZM49 200H50V199H49ZM103 200H104V199H103ZM124 200H125V199H124ZM128 200H129V199H128ZM132 200H133V199H132ZM134 200H135V198H134ZM136 200H137V202L139 203L140 200H139V201H138V199H136ZM161 200H162V199H161ZM165 200H167V199H165ZM19 201H21V200H19ZM55 201H56V200H55ZM60 201H62V200H60ZM63 201H64V203H66V202H67V199H65V200L63 199ZM65 201H66V202H65ZM96 201H97V200H96ZM100 201L98 200V204H100V203H99ZM109 201H110V199H109ZM117 201H118V200H116V202H117ZM142 201H143V199H142ZM21 202H22V201H21ZM51 202H52V201H51ZM58 202H59V201H58ZM110 202H111V201H110ZM119 202H120V201H119ZM119 202H118V203H119ZM125 202H126V200H125ZM129 202H131V201H129ZM167 202H168V201H167ZM45 203H46V202H45ZM60 203H61V202H60ZM62 203H63V202H62ZM62 203H61V205H60L61 207L64 205V204L62 205ZM95 203H96V202H95ZM95 203H94V204H95ZM106 203H107V202H106ZM122 203H123V201H122ZM122 203H121V206H123ZM131 203H133V202H131ZM143 203H144V202H143ZM17 204H18V203H16V205H17ZM57 204H58V203H56V205H57ZM89 204H90V203H89ZM98 204H96V205H98ZM116 204H117V203H116ZM129 204H130V203H128V206H129ZM133 204H134V203H133ZM136 204H137V203H136ZM136 204H134V205H136ZM139 204H140V203H139ZM19 205H21V204H19ZM35 205H38V204H35ZM42 205H44V204L42 203ZM51 205H52V204H51ZM56 205H55V207H56ZM67 205H68V204H67ZM69 205H70V203H69ZM69 205H68V206H69ZM92 205H93V203H92ZM92 205H91V207L93 208ZM102 205H104V204H102ZM17 206H18V205H17ZM44 206H45V205H44ZM44 206H41V205H40V207H44ZM46 206H47V205H46ZM46 206H45V208H47ZM58 206H59V204H58ZM68 206H67V208H68ZM106 206H107V205H106ZM119 206H120V205H119ZM140 206H141V205H140ZM140 206H139V207H140ZM14 207H15V206H14ZM21 207H23V206H21ZM38 207H39V206H38ZM61 207H60V208H61ZM63 207H66V205L63 206ZM70 207H74V206H70ZM70 207H69V208H70ZM113 207H115V206H113ZM129 207H130V206H129ZM15 208H16V207H15ZM17 208H18V207H17ZM17 208H16V209H17ZM99 208H100V207H98V209H99ZM107 208H108V207H107ZM119 208H120V207H119ZM119 208H118V210H119ZM133 208H135V207L133 206ZM136 208L138 209L137 206H136ZM136 208H135V210H136ZM143 208H144V207H143ZM260 208H261V207H260ZM16 209H15V211H16ZM22 209H23V208H22ZM41 209H42V208H41ZM63 209H64V208H63ZM65 209H66V208H65ZM73 209H74V210H73ZM126 209H128V207H127ZM130 209H131V207H130ZM161 209H162V208H161ZM30 210H32L31 207H30ZM30 210H29V211H30ZM39 210H40V209H39ZM44 210H45V209H44ZM52 210H53V209L51 208V211H52ZM54 210H55V209H54ZM57 210H58V209H57ZM60 210H61V209H60ZM60 210H59V211H60ZM68 210H69V209H68ZM96 210H97V208H96ZM101 210L103 211V209H101ZM113 210H114V209H113ZM115 210H116V209H115ZM133 210H134V209H133ZM133 210L130 211V212H133ZM140 210H142V208H140ZM143 210H144V209H143ZM146 210H147V209H146ZM157 210H158V209H157ZM159 210H160V209H159ZM17 211H18V210H17ZM19 211H21V210H19ZM23 211H24V210H23ZM26 211H28V210H26ZM29 211H28V212H29ZM72 211H75V208H72ZM77 211H78V210H77ZM93 211H94V210H93ZM102 211H101V212H102ZM119 211H120V210H119ZM126 211H127V210H126ZM240 211H241V213H242V211L244 212L243 209L240 210ZM10 212L12 213L13 211H10ZM24 212H25V211H24ZM34 212H36V211H34ZM34 212H33V210H32V215H33ZM41 212H42L41 215H43V212H47V210H46V211L40 210V213H41ZM55 212H57V211H55ZM66 212H68V211H66ZM70 212H71V211H70ZM78 212H79V211H78ZM82 212H83V211H82ZM82 212H81V214H82ZM97 212H99V210H97ZM103 212H104V211H103ZM105 212H106V211H105ZM127 212H128V211H127ZM130 212H128V213H130ZM146 212H148V211H144V213H146ZM29 213H30V212H29ZM40 213H39L38 216H40ZM47 213H49V212H47ZM47 213H46V214H47ZM51 213H53V211H52ZM59 213L62 214V211L59 212ZM59 213H57V214H59ZM112 213H113V212H112ZM118 213H120V212H118ZM138 213H139V212H138ZM138 213H137V214H138ZM142 213H143V211H142ZM252 213H253V212H252ZM252 213H251V214H252ZM17 214H18V213H17ZM25 214H26V213H25ZM36 214H37V213H36ZM55 214H56V213H55ZM60 214H59V215H60ZM79 214H80V212H79ZM84 214L87 215V213H84ZM99 214H100V213H99ZM99 214L96 213V217H97V215H99ZM109 214H111V213H109ZM133 214H134V212H133ZM133 214H132V215H133ZM137 214H136V216H137ZM147 214H148V213H147ZM238 214H239V213H238ZM238 214H237V215H238ZM244 214H245V212H244ZM5 215H6V216H5ZM8 215H10V216L12 215V216H13V214H10V213H9ZM14 215H15V214H14ZM19 215H20V214H18V216H19ZM21 215H22V213H21ZM30 215H31V214H30ZM32 215H31V216H32ZM34 215H35V214H34ZM100 215H101V214H100ZM158 215H159V214H158ZM241 215H242V214H241ZM12 216H11V217H12ZM18 216H17V217H18ZM26 216H27V215H26ZM26 216H25V220H26ZM35 216H36V215H35ZM56 216H58V215H56ZM56 216H55V217H56ZM76 216H78V215H76ZM103 216H104V215H103ZM130 216H131V215H130ZM136 216H135V217H136ZM176 216H177V215H176ZM238 216H239V215H238ZM246 216H248V215L246 214ZM246 216H245V217H246ZM249 216H252V217H251V218H252V221H251V222H253V214H252V215L249 214ZM256 216H257V215H255V218H256ZM15 217H16V215L14 216V219H15ZM44 217H45V215H44ZM58 217H59V216H58ZM58 217H57V218H58ZM61 217H62V218H65L64 215H62ZM85 217H86V216H85ZM87 217H88V215H87ZM114 217H115V216H114ZM116 217H117V216H116ZM133 217H134V216H133ZM245 217H244V218H245ZM19 218H20V217H19ZM23 218H24V216H23ZM32 218H34V217H32ZM35 218H37V217H35ZM52 218H54V217H52ZM52 218H51V219H52ZM59 218H60V217H59ZM59 218H58V222H59ZM90 218H91V214H90ZM94 218H95V216H94ZM105 218H108V217H105ZM105 218H104V219H105ZM111 218H112V217H111ZM111 218H110V219H111ZM129 218H130V217H129ZM147 218H148V217H147ZM236 218H238V217L236 216ZM242 218H243V217H242ZM16 219H18V218H16ZM29 219H30V218L28 217V220H29ZM46 219H47V218H46ZM48 219H49V218H48ZM117 219H118V217H117ZM119 219H120V218H119ZM148 219H149V218H148ZM247 219H250V218H247ZM30 220H31V219H30ZM30 220H29V223H27V224H28V227H30V226H35V225H33V224H35L36 221L33 223V221L31 220V221H32L31 223H33V224L30 225ZM35 220H36V219H35ZM54 220H55V219H54ZM56 220H57V219H56ZM96 220H98V219H96ZM113 220H114V219H113ZM120 220H121V219H120ZM145 220H146V219H145ZM235 220H237V219H235ZM235 220H234V221H235ZM254 220H255V219H254ZM7 221H8V220H7ZM62 221H63V220H62ZM93 221H94V220H93ZM104 221H106V219H105ZM104 221H103V222H104ZM146 221H147V220H146ZM255 221H256V220H255ZM8 222H10V221H8ZM11 222H12V221H11ZM11 222H10V223H11ZM24 222H25V221H24ZM26 222H27V221H26ZM26 222H25V224H26ZM47 222H48V221H47ZM60 222H61V221H60ZM60 222H59V223H60ZM64 222H65V221H64ZM75 222H76V220H75ZM75 222H74V223H75ZM91 222H92V221H86V220H85V221H82L80 227L74 231V233L72 234V237H70V238H71V240H70V241H71V242H70L71 245H70V248L66 250L67 253H72V252L75 251V252H78V253L83 254V253L87 252V251L90 249L92 243L94 242V240H95V238H96L95 230H96V232L98 231V230L95 228V225H94V224H95L94 222L98 223V221H94V222H92V223H91ZM114 222H115V220H114ZM118 222H119V220H118ZM249 222H250V220L248 221V224H249ZM41 223H42V222H41ZM41 223H40V224H41ZM43 223H45V222L43 221ZM48 223H51V222H48ZM53 223H54V222H53ZM55 223H56V222H55ZM59 223H58V224H55V225H53V226H56V225H57L59 228H61L60 225H59ZM62 223H63V222H62ZM78 223H79V222H78ZM78 223H76V224H78ZM99 223H100V221H99ZM110 223H111V221H110ZM146 223H147V222H146ZM0 224L5 225V223H0ZM13 224H17V223L14 222ZM27 224H26L25 227H27ZM40 224H36V225H38V227H40ZM104 224H105V223H104ZM113 224H114V223H113ZM248 224H247V223L245 224V219H244V225L246 226V225H248ZM7 225L9 226V224H7V222H6V227H7ZM17 225L19 226V224H17ZM17 225H16V226H17ZM29 225H30V226H29ZM42 225H43V224H42ZM49 225H52V224H49ZM49 225L45 226L46 229H47V227H48V229L50 228ZM65 225H66V224H65ZM96 225H97V224H96ZM116 225H117V224H116ZM118 225H119V224H118ZM120 225H121V223H120ZM127 225H128V224H127ZM139 225H140V224H139ZM172 225H173V224H172ZM232 225H233V224H232ZM244 225H242V227H243ZM77 226H78V225H77ZM98 226H99V225H98ZM248 226H249V225H248ZM251 226H252V224H250V227H251ZM23 227H24V226H23ZM42 227H44V226H42ZM51 227H52V226H51ZM58 227H57V228H58ZM72 227H73V226H72ZM72 227H71V228H72ZM102 227H103V226H102ZM104 227L106 228L105 225H104ZM108 227H109V226H108ZM114 227H115V226H114ZM114 227L112 226L113 231H114ZM116 227H117V226H116ZM116 227H115V228H116ZM125 227H126V226H125ZM242 227H241V228H242ZM11 228H12V227H11ZM35 228H36V227H35ZM35 228H34V229H35ZM68 228H69V227H68ZM71 228H70V229H71ZM74 228H75V226H74ZM120 228H121V227H120ZM141 228H142V227H141ZM247 228H248V227H247ZM3 229H4V228H2L1 231H3ZM7 229H9V228H7ZM19 229H20V228H18V231H19ZM21 229H23V228L21 227ZM32 229H33V227H32ZM51 229H53V228H51ZM61 229H62V228H61ZM70 229H69V230H70ZM138 229H139V228H138ZM232 229L234 230L233 227H232ZM245 229H246V227H245ZM10 230H11V229H10ZM23 230H26V231H27V228H26V229L24 228ZM23 230H22V231H23ZM28 230H29V229H28ZM63 230H64V229H63ZM120 230H121V229H120ZM237 230H238V228L236 229V232H237ZM5 231H6V229L4 230V232H5ZM11 231H12V230H11ZM11 231H10V232H11ZM13 231H14V230H13ZM16 231H17V230H16ZM29 231H31V229H30ZM36 231H38V230H36ZM50 231L53 232L54 229H53V231H52V230H50ZM72 231H73V229H72ZM118 231H119V230H118ZM239 231H240V230H239ZM242 231H243V230H241V232H242ZM244 231H246V230H244ZM4 232H3V233H4ZM20 232H21V231H20ZM23 232H25V231H23ZM23 232H21V233H23ZM32 232H33V230H32ZM38 232H39V231H38ZM48 232H49V231H48ZM63 232H64V231H63ZM70 232H71V231H70ZM247 232H248V231H247ZM250 232H251V230H250ZM7 233H8V232H7ZM18 233H19V232H18ZM26 233H28V231H27ZM30 233H31V232H30ZM34 233H36V232H34ZM41 233H44V232L41 231ZM68 233H69V232H68ZM71 233H72V232H71ZM71 233H70V234H71ZM115 233H117V231H116ZM234 233H235V232H234ZM251 233H253V232H251ZM1 234H2V233H1ZM1 234H0V235H1ZM11 234H12V232H11ZM11 234H9V235H11ZM16 234H17V233H16ZM24 234H25V233H24ZM24 234H23V235H24ZM44 234H45V233H44ZM44 234H43V235H44ZM46 234H47V233H46ZM46 234H45V235H46ZM49 234H50V233H48V237H49ZM52 234L54 235L55 233H52ZM52 234H51V235H52ZM64 234H65V233H64ZM239 234H240V233H239ZM3 235H4V234H3ZM7 235H8V234H7ZM7 235H6V236H7ZM13 235H14V233H13ZM18 235H21V234H17V236H18ZM30 235H32V234H30ZM38 235H39V234H38ZM230 235H231V234H230ZM235 235H236V234H235ZM247 235H248V234H247ZM257 235H258V234H257ZM4 236H5V235H4ZM4 236H3L2 239L0 238V261H2V264H5V263H3V262H4L3 259L6 260V261H5L6 264H32V263H30L27 259L23 258L24 254L21 255L22 257H21L20 255H17V253H16V255H15L14 252H15V251L18 252V251H17V250H14V249H13L14 247H12V249L14 250V251L12 252V249H11V246H12V245H10V244H11L13 241H12V242H9V243H10V244H9V243L7 242V240H6V242H7V243H6V242L4 241V240H5ZM6 236H5V237H6ZM14 236H16V235H14ZM32 236H34V235H32ZM35 236H36V235H35ZM39 236H40V235H39ZM97 236H98V235H97ZM123 236H124V235H123ZM251 236L253 237V234H252ZM258 236H259V235H258ZM0 237H1V236H0ZM21 237H22V236H21ZM21 237L19 236V239H21ZM27 237H28V236H27ZM187 237H188V236H187ZM233 237H234V236H233ZM238 237H239V236H238ZM243 237H244V236H243ZM245 237H246V235H245ZM247 237H248V236H247ZM260 237H261V236H260ZM11 238H13V237H10V240H11ZM14 238H16V237H14ZM23 238H24V237H23ZM23 238H22V239H23ZM46 238H47V236H46ZM49 238H50V237H49ZM220 238H221V237H220ZM256 238H257V237H256ZM262 238H264V235H262ZM262 238H261V239H262ZM6 239H7V238H6ZM16 239H17V238H16ZM19 239H17V240H19ZM25 239H26V238H24L23 240L25 241ZM27 239H28V238H27ZM38 239H39V237H38ZM38 239H36V241H38ZM54 239H55V238H54ZM54 239H53V240H54ZM57 239H58V238H57ZM227 239H228V238H227ZM239 239H240V238H239ZM261 239L258 238V240H261ZM2 240H3V241H2ZM8 240H9V239H8ZM12 240H13V239H12ZM14 240H15V239H14ZM23 240H20V241L18 242V244L21 243V242H24ZM28 240H29V239H28ZM46 240H47V239H46ZM53 240H52V241H53ZM60 240H61V239H60ZM68 240H69V239H68ZM243 240H244V239H243ZM251 240H252V239H251ZM251 240H250V241H251ZM256 240H257V239H256ZM258 240H257V241H258ZM31 241H32V238H31V240H30V243H31ZM39 241H42V239L39 240ZM43 241H44V239H43ZM54 241H55V240H54ZM58 241H59V240H57V242H58ZM230 241H231V240H230ZM44 242L46 243V242H48V241H44ZM44 242H42V243H44ZM62 242H63V241H62ZM227 242H228V240H227ZM227 242H226V243H227ZM252 242H254V241H252ZM25 243H27V240L25 241ZM30 243H28L27 245H29ZM40 243H41V242H40ZM42 243H41V245H43ZM54 243H55V242H54ZM58 243H59V242H58ZM129 243H130V242H129ZM254 243H255V242H254ZM262 243H263V242H262ZM14 244H15V242H14ZM16 244H17V242H16ZM16 244H15V245H16ZM18 244H17V245H18ZM48 244H49V243H48ZM48 244H47V245H48ZM52 244H53V242H52ZM68 244H69V243H68ZM96 244H97V243H96ZM245 244H246V243H245ZM256 244H257V243H256ZM17 245H16V246H17ZM41 245H40V247H41ZM54 245H55V244H54ZM59 245H61V242L59 243ZM66 245H67V244H66ZM227 245H228V244H227ZM232 245H233V244H232ZM51 246H52V245H51ZM61 246H62V245H61ZM61 246H60V247H61ZM233 246H234V245H233ZM257 246H258V245H257ZM21 247H23V246L21 245ZM32 247H33V246H32ZM40 247H39V248H40ZM47 247H48V246H47ZM56 247H57V246H56ZM67 247H68V245H67ZM92 247H93V246H92ZM129 247H130V246H129ZM258 247H259V246H258ZM261 247H262V246H260L259 249H260ZM17 248H18V247H17ZM24 248H25V247H24ZM41 248H42V247H41ZM49 248H50V247H49ZM51 248H52V247H51ZM93 248H96V247L94 246ZM247 248L249 249L250 247H247ZM254 248H255V247H254ZM256 248H257V247H256ZM18 249H19V248H18ZM21 249H22V248H21ZM26 249H27V247H26ZM26 249H25V250H26ZM56 249H57V248H56ZM134 249H135V248H134ZM259 249H257V250H259ZM25 250H24V251H25ZM30 250H32L31 247H30ZM36 250H38L37 247H36ZM42 250H46V248H45V249H42ZM49 250H50V249H49ZM53 250H54V249H53ZM53 250H52V251H53ZM132 250H133V249H132ZM249 250H250V249H249ZM251 250H252V249H251ZM263 250H264V248H263ZM24 251H23V252H24ZM33 251H35L34 248H33ZM91 251H92V250H91ZM94 251H95V250H94ZM245 251H247V250H245ZM253 251H254V250H253ZM35 252H37V251H35ZM41 252H42V251H41ZM43 252H44V251H43ZM46 252H47V251H46ZM46 252H45V253H46ZM95 252H96V251H95ZM247 252H248V251H247ZM254 252H255V251H254ZM18 253H20V252H18ZM24 253H25V252H24ZM26 253H27V252H26ZM45 253H44V254H45ZM48 253H50V252H48ZM48 253H47V254H48ZM59 253H60V251H59ZM59 253H58V254H59ZM78 253H77V254H78ZM89 253H90V252H89ZM91 253H92V252H91ZM91 253H90V254H91ZM256 253H257V251H256ZM13 254L15 255L14 258H13V256H14ZM33 254H34V253H33ZM35 254H36V255H37V254L39 255V251H38V253H35ZM47 254H46V255H47ZM56 254H57V252H56ZM94 254H95V253H94ZM94 254H93V256H94ZM243 254H244V253H243ZM248 254H250V253H248ZM252 254H253V253H252ZM252 254H250V255L252 256ZM50 255H51V254H50ZM70 255H71V254H70ZM130 255H131V254H130ZM245 255H246V254H245ZM11 256H12V257H11ZM39 256H41V255H39ZM54 256H55V255H54ZM64 256H65V255H64ZM41 257H42V256H41ZM41 257H40V258H41ZM57 257H58V258H60V257L62 258L63 255L61 256V254H60V257H59V256H57ZM36 258H37V257H36ZM42 258H45V257H42ZM42 258H41V259H42ZM53 258H54V257H53ZM68 258H69V257H68ZM86 258H87V257H86ZM91 258H92V256H91ZM255 258H256V257H255ZM29 259H30V258H29ZM37 259H38V258H37ZM37 259H36V260H37ZM69 259H70V258H69ZM71 259H72V258H71ZM74 259H75V258H74ZM87 259H88V258H87ZM89 259H90V258H89ZM139 259H140V258H139ZM33 260H34V259H33ZM45 260H47V259L45 258L44 261H45ZM64 260H66V259L64 258ZM75 260H77V259H75ZM75 260H74V261H75ZM241 260H242V259H240L239 261H241ZM252 260H253V259H252ZM256 260H257V259H256ZM256 260H255V261H256ZM40 261L42 262V260H40ZM60 261H61V260H59V264H60ZM62 261H63V260H62ZM72 261H73V260H72ZM32 262H33V261H32ZM37 262H38V261H37ZM63 262H64V261H63ZM80 262H81V261H80ZM85 262H86V261H85ZM244 262H245V260H244ZM244 262H243V263H244ZM64 263H65V262H64ZM82 263H83V261H82ZM233 263H234V262H233ZM238 263H239V262H238ZM247 263H249V262L246 261V264H247ZM0 264H1V263H0ZM33 264H35V260H34ZM62 264H63V263H62ZM240 264H242V263H240ZM260 264H264V252H262V253L260 254Z\"/></svg>",
	"mask_w": 264,
	"mask_h": 264
}]
</instances>
